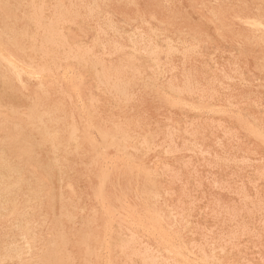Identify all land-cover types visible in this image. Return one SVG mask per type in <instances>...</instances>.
<instances>
[{
    "label": "rangeland",
    "instance_id": "rangeland-1",
    "mask_svg": "<svg viewBox=\"0 0 264 264\" xmlns=\"http://www.w3.org/2000/svg\"><path fill=\"white\" fill-rule=\"evenodd\" d=\"M99 1L98 0H96V1L95 0H83V1L79 0V2H80L79 3L78 0H74V2H73V0H69V3H68V0H54V1L53 0H26V1L25 0H12V1L11 0H0V16L2 17V19L0 18V29H1V31H0V51H1L0 52V97H1L0 98V107H1L0 108V115H1L0 116V155H1L0 156V160H1V162H0V173H1L0 174V182H1L0 183V191H1L0 195H2V196H0V208H1L0 209V216H1L0 217V227H1L0 228V240L2 241V243L0 241V253H1L0 254V264H2V263L3 264H19V263H21V264H29V263L30 264L31 263H33V264H49V263L50 264H53V263L58 264L59 262H60L59 264H65V263L66 264H68V263L69 264H76V263L77 264H86V263L87 264H93L94 262H95L94 264H97V263L98 264H105L106 262H107V264H114V263L115 264H119V263L120 264H128V263H130V264H133V263L134 264H157V262H158V264H161L162 262H163L162 264H167V263L168 264H177V263L178 264H180V263L181 264H188V263H190V264H195V263L196 264H234V263L235 264H245V263L246 264H260L261 262H262L261 264H264V258H263L264 257V219H262V218H264V148H263L264 147L263 146L264 145V127H263L264 126V98H263L264 97V88H262L264 86V61H263L264 60V30H261L259 32H253L252 30H248L241 25V21L249 19L251 17H255V16H259L264 23V0H144V1L143 0H131V1L130 0H127V1L126 0H105L106 2L104 0H102V1L99 0ZM31 2H34V3L32 4ZM37 2H38V4L36 5ZM53 2H54V5H53ZM85 2H87V3H85ZM93 2H95L96 4ZM118 2H119V4H118ZM22 3H24V4H22ZM76 3L78 5H76ZM102 3H103V5H102ZM25 4H27V5H25ZM67 4L68 5L70 4L71 6L69 5V7H68ZM132 4H134V5H132ZM8 5H9V8H7ZM20 5L22 6V9H21ZM48 5H49V7H48ZM97 5H98V7H97ZM15 6H16V8H15ZM52 6H54V8ZM34 7H35V9H34ZM42 7H44V8H42ZM45 7H47V8H45ZM57 7L59 8L58 10H57ZM72 7H74V9ZM27 8H28V10H27ZM49 8H51V9H49ZM98 8H100V9H98ZM6 9L7 10L9 9V10L7 11ZM31 9H33L32 12H31ZM186 9H188V10H186ZM43 10L45 13L43 12ZM59 10L62 11L63 13L65 12V13L64 14L62 12L60 13ZM83 10L86 13L82 12ZM103 10H104V13H103L104 15L101 14L103 12ZM54 11L56 14L54 13ZM77 11H78V13H77ZM87 11H88V13H87ZM100 11H101V13H100ZM135 11H137V12L135 13ZM33 12L35 14H33ZM36 12H37V14H36ZM48 13H49V15H48ZM70 13L72 15H70ZM38 14H39V20H37ZM54 14H55V16H54ZM96 14H99L100 16L96 15ZM64 15H65V17H64ZM66 15L67 16L69 15L70 17L68 16L69 17L68 18ZM87 15H88V17H87ZM89 15H91V19H90ZM4 16H5V18H4ZM78 16H79V18H78ZM93 16H95V17H93ZM42 17H44V18H42ZM136 17H138V18H136ZM49 18H50V21H48ZM59 18H61V19H59ZM3 19H4V21L6 20L5 23L3 21H1ZM7 19H8V21H7ZM46 19L48 22L45 21ZM14 20H15V22H14ZM18 20H19V22H18ZM22 20H24V21H22ZM85 20H86V22H85ZM59 21H60V23H59ZM71 21H72V24H71ZM82 21H84V22H82ZM1 22H3V23H1ZM74 22L76 23V25ZM94 22L97 25L94 24ZM34 23L37 26L39 24V26L37 27ZM49 23H50V25H48ZM80 23H81V25H78ZM86 23L88 25H86ZM158 23H160V24H158ZM5 24L6 25L9 24V25L6 26ZM108 24L110 25L109 27H108ZM100 25H102V26H100ZM26 26H28V27H26ZM29 26H31L32 31L34 29L33 32L30 30L31 28ZM92 26H94V27H92ZM137 26H139V27H137ZM3 27H5V28H3ZM6 27L9 29H6ZM24 27H25V29H24ZM46 27L48 28V30ZM54 27L56 28V32L58 31L57 33H55ZM79 27H80V29H79ZM116 27L118 30L116 29ZM154 27L156 30L154 29ZM87 28H89L90 30L88 29L89 30L88 31ZM77 29L80 30L81 32L78 31ZM99 29H101V30L99 31ZM18 30L19 31L21 30L22 32L21 31L20 32L22 34L19 33ZM76 30H77V32H76ZM86 30L88 32H86ZM59 31H60V33H59ZM64 31H65V33H64ZM83 31L85 32V34H83ZM112 31H114V32H112ZM15 32H17V33H15ZM66 32L68 35L66 34ZM78 32H79V35H78ZM162 32H164V34H162ZM101 33H103L104 38L101 35ZM112 33H113V36H112ZM114 33H116V35ZM153 33L155 34L154 37H153ZM23 34L25 36L26 35L27 36L25 37ZM81 34H82V36H80ZM138 34H140V35H138ZM53 35H57V36H53ZM105 35L107 36V38ZM133 35H135V36H133ZM157 35H159V36H157ZM32 36H34V37H32ZM48 36H50V37L47 38ZM75 36H76V38H75ZM78 36H80V37H78ZM89 36H90V38H89ZM139 36L142 38H140ZM148 36L150 39L148 38ZM37 37H38V39H37ZM39 37H42V38H39ZM112 37H113V39H112ZM58 38H60L61 41ZM72 38H75L76 40L72 39ZM125 38H126V40H125ZM153 38L155 40H153ZM5 39H6V41H5ZM14 39H15V42H14ZM143 39H144V41H143ZM2 40L6 42L7 46L5 45V42H3ZM23 40H24V42L22 43ZM62 40H63V42L65 41L64 44L62 43ZM104 40H106V41L109 40V41L106 42ZM147 40L148 41L150 40L152 42L149 43ZM40 41H42V42H40ZM46 41H47V43H46ZM100 41H101V43H100ZM146 41L148 43H146ZM161 41H162V43L165 41L164 42L165 44L163 43V45H160V44H162V43H160ZM182 41L184 44L182 43ZM53 42L55 44H57V46L54 45ZM59 42H60V44H59ZM76 42H77V44H76ZM70 43L72 45H70ZM168 43H169L168 46H164V45H167ZM43 44H44V46H43ZM112 44H114V45H112ZM119 44H121L122 47L119 46ZM15 45H18V46H15ZM28 45L29 46L32 45V46L29 47ZM45 45H46V48H45ZM49 45H51V47ZM65 45L67 47H65ZM116 45H117V47H116ZM203 45H205V46H203ZM8 46H10V47H8ZM39 46H40V48H39ZM48 46L52 49H49ZM83 46H86V47H83ZM112 46H114L113 49H111ZM172 46H174V47H172ZM181 46H183V48ZM14 47L16 50L14 49ZM58 47H60V48H58ZM160 47L162 48V50ZM133 48H134V50H133ZM165 48H167V49H165ZM186 48H187V50L185 52ZM2 49H3V52H2ZM40 49L42 51H40ZM45 49H46V51H45ZM48 49H49V51H48ZM114 49H116L117 53ZM151 49H152V51H151ZM37 50L39 51V53L37 52ZM57 50H58V52H56ZM98 50H100V51H98ZM102 50H103V52H102ZM75 51H77L78 54ZM95 51L97 53H95ZM114 51H115V53H114ZM215 51H216V53H215ZM32 52H33V54H31ZM60 52H62V55ZM131 52H133V54ZM19 53L21 55H19ZM25 53L26 54L29 53L30 58H28L29 56L26 55ZM47 53H49L50 55ZM93 53H94V55H97V56L92 55ZM145 53H147V54H145ZM170 53L173 55L171 56ZM183 53H185V55ZM14 54H15V56H14ZM122 54H124L125 56ZM143 54H144V56H143ZM167 54H168V56H167ZM75 55H77V56L75 57ZM146 55H148L149 57L147 58ZM196 55H197V57H196ZM18 56L20 58H18ZM23 56H24V59H22ZM60 56H61V58H60ZM62 56H64V57H62ZM137 56H139V57H137ZM234 56H236V57H234ZM52 57H54L55 60L56 59L57 60L54 61V58H52ZM65 57H67V58L65 59ZM77 57H80V58H77ZM38 58H40V59H38ZM71 58H73V59H71ZM74 58H75V60H74ZM93 58H95V59H93ZM121 58H123V59H121ZM164 58L167 59V61ZM186 58H187V60H186ZM8 59L9 60L11 59V60L9 61ZM58 59H59V61H58ZM96 59H98V60H96ZM125 59H126V62H124ZM12 60H13V62L15 61L14 62L15 64L12 62ZM36 60L38 62H40L41 64L37 63ZM81 60H82V62H81ZM108 60H110V61H108ZM18 61H19V63H18ZM111 61L113 62V64L111 63ZM114 61L118 64H116ZM147 61H148V63H147ZM187 61H189V63ZM20 62H22L23 65ZM79 62H80V64H79ZM90 62L91 63L94 62V64H91ZM97 62L100 64H98ZM152 62H153V64H151ZM8 63H10L11 65L9 64L10 65L9 66ZM47 63H48V65H47ZM160 63H162V64H160ZM53 64H55V65H53ZM66 64H68V65L66 66ZM84 64H85V66H83ZM114 64H115V67H114ZM201 64H204V65H201ZM71 65L73 68L71 67ZM135 65H137L138 67ZM147 65L150 67H148ZM15 66L17 67L18 70H16ZM51 66L53 68H56V70L51 69ZM116 66H117V68H116ZM201 66H202V69H201ZM205 66H207V67H205ZM233 66H235L236 69ZM20 67H21V69H20ZM69 67H70V69L72 68L71 69L72 71L73 70L74 71L72 72L69 69ZM106 67H107V69H106ZM126 67H128V68H126ZM163 67H164V69H163ZM65 68H66L67 73L65 71ZM109 68H111V69H109ZM142 68H143V70H142ZM238 68H239V70H238ZM36 69H37V71H36ZM77 69H79V70H77ZM86 69H87V71H86ZM126 69H127V71H126ZM140 69L143 71V73ZM24 70H25V72H24ZM104 70H105V72H104ZM110 70H112V71L110 72ZM187 70L189 73L187 72ZM113 71H114V73H113ZM169 71H170V73H169ZM221 71L223 73H221ZM257 71L258 72L260 71V74ZM19 72H22V73H19ZM76 72H77V75H76ZM102 72H103V74H102ZM155 72H157V74ZM164 72H165V75H164ZM185 72H187V73H185ZM211 72L213 74H211ZM236 72H238L240 75ZM18 73L21 75L19 76ZM94 73H96V74H94ZM121 73H122V75H121ZM184 73L186 74V76ZM71 74L74 76H72ZM110 74L111 75L113 74V75L110 76ZM188 74H189V76H188ZM64 75H65V77H64ZM69 75L71 78L69 77ZM97 75H99V76H97ZM29 76H30V78H29ZM40 76H41V78H40ZM61 76H63V77H61ZM118 76H120V77H118ZM126 76H127V78H126ZM169 76L170 77L172 76L173 79L170 78ZM174 76H175V78H174ZM18 77L20 78V80ZM94 77L96 79H94ZM123 77H125L126 79L125 78L123 79ZM131 77H133V78H131ZM115 78L118 80H116ZM71 79H72V81H71ZM119 79L120 80L123 79L122 83ZM171 79H172L171 82H173V83L170 82ZM74 80H75V82H74ZM96 80H97L98 84L96 83ZM103 80L104 81L106 80L105 83ZM110 80H111V82H110ZM125 80H127V81H125ZM2 81H4V82H2ZM5 81H7V83ZM50 81H53V84ZM57 81H59L61 83V85ZM148 81H150V83ZM213 81H214V84H213ZM225 81H227V82H225ZM228 81H230V82H228ZM13 82H14V84H13ZM41 82H43V83H41ZM69 82H70V84H69ZM73 82L76 84H74ZM165 82H167L168 84L170 83L169 86H167L168 84ZM2 83L4 84V86ZM207 83L210 86L207 85ZM7 84L10 86H8ZM190 84L193 86H190ZM212 84L214 86H212ZM21 85H23V86L21 87ZM56 85H57V87H56ZM99 85H101V86H99ZM146 85H148V86H146ZM149 85H150L151 89L149 88ZM36 86L39 89H37ZM46 86L48 87V89L49 88H51V89L48 90ZM82 86H83V89H81ZM87 86H89V87H87ZM105 86H106V88H105ZM118 86L121 88L122 91L119 90L120 88ZM143 86H144V89H146V90L143 89ZM72 87H74V88H72ZM132 87H133V89H132ZM171 87H173V88H171ZM215 87H216V89H215ZM41 89H42V91H41ZM147 89H149V90H147ZM228 89H229V91H228ZM35 90L36 91L38 90L40 93L38 91L36 93ZM104 90H105V92H104ZM174 90L175 91L177 90V92H175ZM212 90L214 91L213 93H212ZM182 91H183V93H182ZM209 91H210V93H209ZM113 92L114 93L116 92V94H114ZM74 93H76V94H74ZM173 93H175V94H173ZM214 93H216V94H214ZM37 94H38V96H37ZM44 94H45V96H44ZM144 94H146V95H144ZM74 95L76 98L77 97L78 98L77 99L74 98ZM113 96L116 97L115 99L118 98L119 103L117 100L114 99ZM145 96H147V97H145ZM201 96H203V97H201ZM72 97H73V100H71ZM110 97H113V99ZM123 97H125V98H123ZM171 97H173V98H171ZM200 97H201V99H200ZM35 98H37V99H35ZM156 98H158V99H156ZM231 98L234 100H232ZM241 98L243 99V101ZM44 99H46L47 101ZM100 99H103V100H100ZM155 99H156V101H155ZM163 99L166 101H164ZM121 100H123V101H121ZM187 100H188V102H187ZM230 101H232V102L230 103ZM190 102H192V103H190ZM202 102L204 103V104H202L203 106L201 105ZM164 103H166V104L164 105ZM180 103L183 105H180ZM229 103H230L231 108H230V106H228ZM253 103H255V104H253ZM9 104H11V105H9ZM56 104H60V105H56ZM123 104H124V106H123ZM237 104H238V106H237ZM259 104H260V106H259ZM32 105H34V106H32ZM52 105H54L55 107H53ZM5 106H6V108H4ZM11 106L13 108L15 107L16 109L15 108L13 109ZM27 106H29L28 109H27ZM111 106H112V108H111ZM120 106L121 107L123 106V107L121 108ZM169 106H171V107L169 108ZM31 107H33V109H31ZM114 107H115V109H114ZM172 107L176 108V109H173ZM52 108H54V109H52ZM179 108H180V110H179ZM160 109H162V110H160ZM170 109H173V110H170ZM55 110L57 113L55 112ZM72 110H74V111H72ZM121 110H122V112H121ZM128 110H130V111H128ZM182 110H184V111H182ZM117 111H119V113H121V114H119ZM238 111H239V113H238ZM35 112H37V113H35ZM47 112H49V113H47ZM50 113L52 114V116ZM122 113L124 114V116ZM185 113H186V115H185ZM30 114H32V115H30ZM115 114H117V115H115ZM261 115H263V117ZM13 116L14 117L16 116V117L14 118ZM247 116H249V117H247ZM47 117H48V121H47ZM111 117H112V119H111ZM128 118H131L133 121L128 119ZM35 119H37V120H35ZM242 119H243V121H242ZM86 120H87V122H86ZM190 120L192 122H189ZM33 121H35V124H33L34 123ZM138 121L140 123H137ZM237 121H238V123H237ZM2 122H4V123L1 124ZM26 122H27V124H26ZM106 122H107V124H106ZM211 122H212V124H211ZM243 122H244L245 127L244 126L242 127ZM24 124H26V126H24ZM74 124H75L76 128H75ZM102 124H103V126H102ZM2 125H3V127H2ZM77 125H79V126H77ZM190 125H191V127H190ZM247 125H249L251 127L250 128L251 132L249 131L250 129L247 130V128H249V126H247ZM138 126H140V128ZM171 126H172V128H171ZM13 127H15V128H13ZM42 127H43V129H42ZM77 127L78 128L81 127L80 128L81 130H79ZM252 127H254V128L252 129ZM1 128H2V130H1ZM172 129H173V131H171ZM186 129H187V131H186ZM124 131H125V133H124ZM152 131H153V133L155 131V133L153 134ZM196 131H197V133H196ZM256 131H257V133H256ZM21 132L24 134V136H21V135H23ZM253 132H255V133H253ZM1 133H3L4 135ZM20 133H21V135H20ZM36 133H37V135H36ZM39 133H42V134H39ZM131 133H133L131 135L132 137L130 136ZM171 133L174 135H172ZM178 133H179V135H178ZM195 133L198 136L195 135ZM142 134L144 135V137H142L143 136ZM160 134H162V135H160ZM164 134H165V136H164ZM175 134H177V135H175ZM199 134L201 137L199 136ZM229 134H231L232 136ZM255 134H257V135H255ZM12 135H14V136H12ZM156 135H158V136L156 137ZM209 135H211V136H209ZM252 135H253V137H252ZM258 135H259V137H258ZM38 136H40V137H38ZM194 136H195V138H194ZM4 137H5V139H4ZM13 137H15V138L13 139ZM44 137L45 138L47 137V138L45 139ZM21 138L23 139V141L22 140L18 141ZM31 138L32 139L34 138L33 143H32ZM42 138H44V139H42ZM152 138H154V139H152ZM10 139H13V140H10ZM27 139H29V140H27ZM41 139L44 140L45 142L44 141L41 142ZM146 139H148V140H146ZM163 139H165V140H163ZM186 139H188V140H186ZM152 141H154V142H152ZM194 141H196V142L194 143ZM19 142H21V143H19ZM84 142H87V143H84ZM40 143H41V145H40ZM188 143H190V144H188ZM191 143H193V144H191ZM194 144H196V145L194 146ZM17 145H18V148H17ZM36 145H37V147H35ZM164 145H165V147H164ZM187 145H188V147H187ZM191 145H193L194 147ZM250 145H251V147H250ZM26 146H28V147H26ZM143 146H145V147H143ZM199 146H200V148H199ZM43 147H44V149H43ZM50 147H52V148H50ZM218 147H220V148H218ZM23 148H24V152H23ZM37 148L39 150L41 149L42 151L41 150L39 151ZM232 149H233V151H232ZM3 150H6V151H3ZM9 150H10V152H9ZM84 150L87 152H85ZM89 151H90V153H88ZM27 152L29 155L32 154L33 156L27 155ZM168 152H170V153H168ZM237 152H239V153H237ZM55 153H56V155H55ZM16 154L18 155V157ZM169 154H170V156H169ZM80 155H83V156H80ZM39 156H40V158H39ZM93 156H94V158H93ZM228 156H230V157H228ZM249 156H250V158H249ZM4 157H6V158H4ZM8 157H9V159H8ZM19 157H20V159L21 158L22 159L18 160ZM30 157H31V159H30ZM216 157H217V159H216ZM225 157H226V159H225ZM37 158L39 160H37ZM48 159H50L51 161ZM116 159H118V160H116ZM119 159L121 162L119 161ZM222 159H224L225 161ZM5 160H7V161H5ZM33 160H35V161H33ZM155 160H156V162H155ZM175 160H177V161H175ZM221 160L224 163H222ZM150 161H151V163H150ZM158 161H161V163ZM26 162H29L30 165H29V163L27 164ZM162 162H163V164H162ZM175 162H176V164H175ZM246 162H247V164H246ZM255 162H256V164H255ZM17 163H19V164H17ZM234 163H236V164H234ZM5 164H7L8 166ZM164 164H165V166H164ZM48 165L50 166V168ZM51 165L53 167H51ZM245 165L248 167H245ZM12 166H15V168H13ZM30 166L32 168H30ZM153 166H155V167H153ZM241 166H244V167H241ZM19 167H21V168H19ZM170 167H171V169H170ZM37 168H38V170H37ZM41 168H44V169H41ZM57 168H58V170H56ZM162 168L163 169L165 168V169L163 170ZM12 169L13 170L15 169L16 171H13ZM45 169H46V171H45ZM247 169H249V170H247ZM54 170H56V171H54ZM120 171L122 173H119ZM97 172H99V173L96 174ZM113 172H114V174H113ZM117 172H118V174H117ZM144 172L146 175L144 174ZM83 173H84V175H83ZM4 174H6V175H4ZM40 174L43 176H41ZM56 174H58L59 176ZM94 174H96V175L93 176ZM14 175H16V176H14ZM116 175H117V177H116ZM134 175H135V178L133 177ZM19 176H20V178H17ZM130 176H131V178H130ZM142 176H143V178H142ZM147 176L149 179L146 178ZM43 177H44V179H43ZM81 177H83V178H81ZM85 177L87 179H85ZM113 177H115V178H113ZM5 178H7L9 181ZM57 178H59V179H57ZM165 178L167 181L165 180ZM24 179L27 180V182L24 181ZM34 179H36V180H34ZM108 179H109V181H108ZM161 179H163V180H161ZM89 181H90V183H89ZM132 181H133V183L135 182L136 185L135 184L133 185ZM168 181H169V183H168ZM40 182H42L43 185H41ZM3 183H4V185H3ZM21 183H23V185H21ZM128 183H129V185H128L129 188L127 186ZM239 183H241V184H239ZM7 184H9V185H7ZM115 184H117V185H115ZM158 184L162 187V189ZM40 185H41V187H40ZM113 185H114V187H113ZM139 185H142L141 187L143 189L140 188ZM45 186H47V187L45 188ZM154 187H158L159 189L158 188L153 189ZM47 188L48 189L50 188V189L48 190ZM90 189L93 191H91ZM129 189H132V190H129ZM133 189H134V191H133ZM45 190H46V192H45ZM48 192H50L51 195H50V193L48 194ZM16 193L18 195L15 196L14 194H16ZM54 194H55V196H54ZM131 194H132V196H131ZM141 194H143V195H141ZM37 195H38V198H37ZM79 195H81V196H79ZM43 196H44V198H43ZM134 196H135V198H133ZM27 197H29V198H27ZM48 197H49V199H47ZM68 197H70V198H68ZM144 197L147 200H149L150 202L147 201L146 199H144ZM55 198H57V199H55ZM58 198H59V200H58ZM138 198H140V199H138ZM14 199H16V200H14ZM41 199H42V201H41ZM72 199H74V200H72ZM2 200H4L5 202ZM60 200H62V201H60ZM92 200H94V201L92 202ZM65 201L69 205L67 203H65ZM69 201H72V203ZM146 201H147V203H146ZM22 202L24 205L22 204ZM7 203H8V205H7ZM51 203H53V204H51ZM60 203H61V205H60ZM73 203H74V206H73ZM82 203H84V204H82ZM95 203L98 206H96ZM102 203H103V205H102ZM169 203H171V204L173 203V204L171 205ZM191 203H192V205H190ZM48 204H49L50 208L47 207ZM184 204H186V205H184ZM117 205H119L118 208H120V210L122 212L117 208ZM132 205L135 207H133ZM136 205H139V206H136ZM58 206L59 207L64 206V207L59 208ZM102 206H104V207L102 208ZM140 206H143V207H140ZM144 206L146 209L144 208ZM152 206H153V208H152ZM81 207H83V210ZM99 207H100V209H98ZM105 207H107V208H105ZM143 208H144V210L142 211ZM198 208H200L201 210ZM3 209H4V211H3ZM5 209H6V211H5ZM71 209H73V210L71 211ZM80 209H81V211H80ZM153 209H154V211H152ZM11 210H13V211H11ZM138 210H140V211L138 212ZM9 211H11V212H9ZM63 211H64V213H63ZM110 211H112V212H110ZM69 212H71V213H69ZM104 212H105V214H104ZM145 212L147 213V215ZM43 213H45L46 215ZM148 213H151V215ZM111 214H112V217H111ZM197 214H198V216H197ZM41 215H44L45 217L41 216ZM84 215L87 217H85ZM181 215L182 216L184 215V216L182 217ZM258 215H260V216H258ZM68 216H69V219H68ZM98 216H100V217H98ZM155 216H157V217H155ZM123 217H124V219H123ZM148 217H149V219H148ZM165 217L166 218L168 217V218L166 219ZM97 218H100V219H97ZM183 218H185V219H183ZM51 219H52V221H51ZM58 219H60V221ZM144 220L146 222H144ZM152 220L154 222V225L152 223ZM50 221H51V223L52 222L53 223L51 224ZM115 221H116V223L117 222L119 223V221H120L121 224L119 223V225L118 224L116 225ZM258 221L259 222L262 221V222L259 223ZM94 222H95V224H94ZM138 222H139V224H138ZM147 222H149V223H147ZM88 223H89V225H88ZM103 223H105V224L102 226ZM155 223H157L159 225L156 224L157 225L156 226ZM245 223L248 225H246ZM135 224H137V225H135ZM146 224H148V226ZM36 225H39V226H36ZM150 225L155 226V227H152ZM215 225H216V227H215ZM104 226H105V228H103ZM199 226H201V227H199ZM10 227L13 230L10 229ZM92 227H94V228H92ZM111 227H112V229H111ZM85 228H86V230H85ZM234 228H235V230H234ZM91 229H92V231L90 234ZM160 229H161V231H160ZM151 230H152V232H151ZM163 230H167L168 232L165 233V231H164L162 233ZM176 230H177V232H176ZM33 231H34V233H33ZM82 231L85 233H83ZM214 231H216V233ZM12 232H14V233H12ZM127 232H128V235H127ZM137 232H139V233H137ZM144 232H146V233H144ZM170 232H171V234H170ZM1 233H3V234H1ZM76 233H78V234H76ZM129 233H131V234H129ZM132 233H133V235H132ZM213 233L215 236L213 235ZM160 234H162V235H160ZM242 234L244 236L240 237V235H242ZM6 235H7V237H6ZM13 235H15V236H13ZM96 235H99V236H96ZM140 235L144 239L142 237H140ZM218 235H219V237H218ZM221 235H222V237H221ZM2 236H3V238H2ZM10 236H13V237H10ZM21 236H23V238ZM123 236L125 238H123ZM161 236H162V238H161ZM233 236H235L236 238ZM17 237H19V238H17ZM47 237H48V239H47ZM201 237H204V238H201ZM215 237H217V238H215ZM254 237L256 239H254ZM28 238H30V239H28ZM95 238H96V240H95ZM102 238L104 241L101 240ZM115 238H116V240H115ZM120 238H122V239H120ZM234 238L237 239V241H235ZM10 239H11V242H10ZM16 239H18V240H16ZM56 239H58V240H56ZM59 239H61V242H59L60 241ZM138 239H140V240H138ZM12 240H13V242H12ZM24 240L26 242L28 241V243H26ZM227 240L229 241V243ZM19 241H20V243H19ZM44 241H45V243H44ZM50 241H52V242H50ZM144 241H145V243H143ZM169 241H171V242H169ZM208 241H210V242H208ZM14 242L17 245L14 244ZM92 242H94V243H92ZM185 242H186V244H185ZM223 242H225V243H223ZM10 243L14 244V247H13V245H9ZM18 243L22 246V248H20L21 246ZM146 243L148 245H146ZM179 243H181V244H179ZM4 244H6L7 246ZM26 244L28 245V247L26 246ZM76 244H78V245H76ZM96 244H98L100 246H98ZM188 244H189V246H187ZM203 244H205V245L203 246ZM207 244H208V246H207ZM41 245H43L42 248L40 247ZM108 245H109V247H108ZM127 245L130 247H128ZM134 245H136V246H134ZM172 245L173 246L175 245V247H173ZM222 245L223 246L225 245V246L223 247ZM230 245H232V246H230ZM96 246H98V247H96ZM176 246H177V249L180 250V252H179V250L176 249ZM2 247H3V249H2ZM9 247L13 251L10 250L11 251L10 252L9 250H7V249H9ZM189 247H190V249H192L191 251L189 250ZM39 248H41V249H39ZM46 248H47V250H46ZM97 248H99V249H97ZM156 248H158V251ZM128 249H130V251ZM183 249H185V250H183ZM210 249H211V251H210ZM82 250H83V253H82ZM141 250L143 252H141ZM16 251H18V252H16ZM40 251H41V253H40ZM182 251H183V253H182ZM15 252H16V254H15ZM29 252H31V253H29ZM42 252L46 253V254H43ZM52 252H54V253H52ZM63 252H65V253H63ZM78 252H79V254H78ZM80 252H81V254H80ZM101 252H102V254H101ZM197 252H198V254H197ZM82 254L84 256L86 254V256H85L86 258ZM111 254H113V255H111ZM136 254L139 256H137ZM158 254L159 255L161 254L160 255L161 257H159ZM11 255H12V258H11ZM15 255L16 256L19 255V256L15 257ZM20 255H23V256L21 257ZM25 255H26V257H25ZM31 255H32V257H33V255H35L36 257L34 256L32 258ZM41 255H43V256H41ZM53 255H54V257H53ZM87 255H89V256H87ZM129 255L131 257H129ZM183 255H185L186 257ZM29 256H30V258L28 259L27 257H29ZM109 256H111L110 259H109ZM1 257L3 260L1 259ZM43 257H44L45 262L47 260H49V261L44 263L43 259H41ZM45 257H47V258H45ZM135 257H136V259H135ZM187 257H189V258H187ZM240 257L241 258L243 257V258L241 259ZM61 258H62V260H61ZM63 258L65 260H63ZM88 258H90V259H88ZM186 258H187V260H186ZM12 259H13V261H12ZM80 259H83V260H80ZM87 259L90 261H87ZM189 259H191V260H189ZM198 259H199V261H198ZM222 259H224V260H222ZM28 260L31 262H27ZM96 260H97V262H96ZM37 261H38V263H37ZM99 261H100V263H99ZM81 262H85V263H81ZM213 262H215V263H213ZM238 262H240V263H238Z\"/></svg>",
    "mask_w": 264,
    "mask_h": 264
},
{
    "label": "bare ground",
    "instance_id": "bare-ground-1",
    "mask_svg": "<svg viewBox=\"0 0 264 264\" xmlns=\"http://www.w3.org/2000/svg\"><path fill=\"white\" fill-rule=\"evenodd\" d=\"M11 1H12V0H11ZM25 1H26V0H25ZM53 1H54V0H53ZM82 1H83V0H82ZM95 1H96V0H95ZM98 1H99V0H98ZM101 1H102V0H101ZM104 1H105V0H104ZM126 1H127V0H126ZM130 1H131V0H130ZM143 1H144V0H143ZM22 2H23V1H22ZM35 2H36V1H35ZM42 2H43V1H42ZM50 2H51V1H50ZM58 2H59V1H58ZM66 2H67V1H66ZM73 2H74V0H73ZM78 2H79V0H78ZM78 2H77V3H78ZM99 2H100V1H99ZM105 2H106V1H105ZM8 3H9V2H8ZM19 3H20V2H19ZM26 3H27V2H26ZM31 3L33 4L34 2H31ZM44 3H45V2H44ZM51 3H52V2H51ZM56 3H57V2H56ZM63 3H64V2H63ZM63 3H62V4H63ZM68 3H69V0H68ZM77 3H76V5H78ZM79 3H80V2H79ZM82 3H83V2H82ZM85 3H87V2H85ZM90 3H91V2H90ZM93 3H95V2H93ZM125 3H126V2H125ZM12 4H13V3H12ZM22 4H24V3H22ZM37 4H38V2L36 3V5H37ZM57 4H58V3H57ZM72 4H73V3H72ZM83 4H84V3H83ZM91 4H92V3H91ZM95 4H96V3H95ZM116 4H117V3H116ZM118 4H119V2H118ZM130 4H131V3H130ZM16 5H17V4H16ZM25 5H27V4H25ZM40 5H41V4H40ZM53 5H54V2H53ZM55 5H56V4H55ZM59 5H60V4H59ZM67 5H68V4H67ZM69 5H70V4H69ZM69 5H68V7H69ZM73 5H74V4H73ZM79 5H80V4H79ZM102 5H103V3H102ZM132 5H134V4H132ZM176 5H177V4H176ZM17 6H18V5H17ZM20 6H21V5H20ZM38 6H39V5H38ZM56 6H57V5H56ZM62 6H63V5H62ZM64 6H65V5H64ZM70 6H71V5H70ZM81 6H82V5H81ZM129 6H130V5H129ZM166 6H167V5H166ZM201 6H202V5H201ZM48 7H49V5H48ZM52 7L54 8V6H52ZM83 7H84V6H83ZM87 7H88V6H87ZM97 7H98V5H97ZM7 8H9V5H8ZM15 8H16V6H15ZM23 8H24V7H23ZM42 8H44V7H42ZM45 8H47V7H45ZM64 8H65V7H64ZM70 8H71V7H70ZM72 8L74 9V7H72ZM75 8H76V7H75ZM91 8H92V7H91ZM94 8H95V7H94ZM179 8H180V7H179ZM21 9H22V6H21ZM25 9H26V8H25ZM29 9H30V8H29ZM34 9H35V7H34ZM49 9H51V8H49ZM58 9H59V8L57 7V10H58ZM76 9H77V8H76ZM78 9H79V8H78ZM89 9H90V8H89ZM92 9H93V8H92ZM98 9H100V8H98ZM103 9H104V8H103ZM6 10H7V9H6ZM8 10H9V9H8ZM8 10H7V11H8ZM10 10H11V9H10ZM27 10H28V8H27ZM45 10H46V9H45ZM52 10H53V9H52ZM64 10H65V9H64ZM66 10H67V9H66ZM84 10H85V9H84ZM84 10H83L82 12H85ZM106 10H107V9H106ZM186 10H188V9H186ZM23 11H24V10H23ZM32 11H33V9H31V12H32ZM59 11H60V10H59ZM69 11H70V10H69ZM71 11H72V10H71ZM94 11H95V10H94ZM17 12H18V11H17ZM43 12H44V10H43ZM47 12H48V11H47ZM61 12H62V11H60V13H61ZM72 12H73V11H72ZM74 12H75V11H74ZM92 12H93V11H92ZM98 12H99V11H98ZM98 12H97V13H98ZM136 12H137V11H135V13H136ZM10 13H11V12H10ZM18 13H19V12H18ZM44 13H45V12H44ZM54 13H55V11H54ZM62 13H63V12H62ZM64 13H65V12H64ZM64 13H63V14H64ZM75 13H76V12H75ZM77 13H78V11H77ZM85 13H86V12H85ZM87 13H88V11H87ZM100 13H101V11H100ZM103 13H104V10H103V12H102L101 14H103ZM33 14H35V13L33 12ZM36 14H37V12H36ZM55 14H56V13H55ZM55 14H54V16H55ZM66 14H67V13H66ZM25 15H26V14H25ZM48 15H49V13H48ZM50 15H51V14H50ZM70 15H72V14L70 13ZM84 15H85V14H84ZM96 15H99V14H96ZM103 15H104V14H103ZM137 15H138V14H137ZM36 16H37V15H36ZM58 16H59V15H58ZM66 16H67V15H66ZM68 16H69V15H68ZM68 16H67V17H68ZM74 16H75V15H74ZM89 16H90V19H91V15H89ZM99 16H100V15H99ZM109 16H110V15H109ZM34 17H35V16H34ZM50 17H51V16H50ZM61 17H62V16H61ZM64 17H65V15H64ZM69 17H70V16H69ZM69 17H68V18H69ZM76 17H77V16H76ZM87 17H88V15H87ZM87 17H86V18H87ZM93 17H95V16H93ZM102 17H103V16H102ZM106 17H107V16H106ZM106 17H105V18H106ZM190 17H191V16H190ZM0 18L2 19L1 16H0ZM4 18H5V16H4ZM35 18H36V17H35ZM42 18H44V17H42ZM47 18H48V17H47ZM54 18H55V17H54ZM68 18H67V19H68ZM78 18H79V16H78ZM84 18H85V17H84ZM96 18H97V17H96ZM136 18H138V17H136ZM29 19H30V18H29ZM51 19H52V18H51ZM59 19H61V18H59ZM65 19H66V18H65ZM75 19H76V18H75ZM80 19H81V18H80ZM98 19H99V18H98ZM98 19H97V20H98ZM102 19H103V18H102ZM108 19H109V18H108ZM143 19H144V18H143ZM212 19H213V18H212ZM11 20H12V19H11ZM19 20H20V19H19ZM19 20H18V22H19ZM37 20H39V14H38V18H37ZM93 20H94V19H93ZM97 20H96V21H97ZM99 20H100V19H99ZM110 20H111V19H110ZM112 20H113V19H112ZM145 20H146V19H145ZM1 21H3V22L5 23L6 20L4 21V19H3V20H1ZM7 21H8V19H7ZM22 21H24V20H22ZM45 21H47V19H46ZM48 21H50V18H49ZM48 21H47V22H48ZM55 21H56V20H55ZM60 21H61V20H60ZM60 21H59V23H60ZM64 21H65V20H64ZM68 21H69V20H68ZM73 21H74V20H73ZM75 21H76V20H75ZM103 21H104V20H103ZM122 21H123V20H122ZM143 21H144V20H143ZM3 22H1V23H3ZM14 22H15V20H14ZM20 22H21V21H20ZM28 22H29V21H28ZM36 22H37V21H36ZM52 22H53V21H52ZM69 22H70V21H69ZM80 22H81V21H80ZM82 22H84V21H82ZM85 22H86V20H85ZM87 22H88V21H87ZM110 22H111V21H110ZM131 22H132V21H131ZM194 22H195V21H194ZM197 22H198V21H197ZM12 23H13V22H12ZM30 23H31V22H30ZM41 23H42V22H41ZM74 23H75V22H74ZM112 23H113V22H112ZM128 23H129V22H128ZM187 23H188V22H187ZM9 24H10V23H9ZM9 24H7V25H9ZM26 24H27V23H26ZM34 24H35V23H34ZM42 24H43V23H42ZM46 24H47V23H46ZM46 24H45V25H46ZM54 24H55V23H54ZM54 24H53V25H54ZM71 24H72V21H71ZM94 24H96V23L94 22ZM113 24H114V23H113ZM121 24H122V23H121ZM125 24H126V23H125ZM133 24H134V23H133ZM158 24H160V23H158ZM5 25H6V24H5ZM7 25H6V26H7ZM15 25H16V24H15ZM35 25H36V24H35ZM35 25H34V26H35ZM48 25H50V23H49ZM53 25H52V26H53ZM66 25H67V24H66ZM75 25H76V23H75ZM78 25H81V23L78 24ZM86 25H88V24L86 23ZM86 25H85V26H86ZM96 25H97V24H96ZM127 25H128V24H127ZM127 25H126V26H127ZM140 25H141V24H140ZM147 25H148V24H147ZM162 25H163V24H162ZM241 25H242L244 28L248 29V30H252L253 32H259V31H261V30H264V23H263L262 19H261L259 16H255V17H251V18H249V19L243 20V21H241ZM36 26H37V25H36ZM38 26H39V24H38ZM38 26H37V27H38ZM54 26H55V25H54ZM63 26H64V25H63ZM100 26H102V25H100ZM103 26H104V25H103ZM109 26H110V25L108 24V27H109ZM120 26H121V25H120ZM128 26H129V25H128ZM26 27H28V26H26ZM29 27L31 28V26H29ZM37 27H36V28H37ZM70 27H71V26H70ZM73 27H74V26H73ZM81 27H82V26H81ZM83 27H84V26H83ZM92 27H94V26H92ZM98 27H99V26H98ZM112 27H113V26H112ZM137 27H139V26H137ZM3 28H5V27H3ZM22 28H23V27H22ZM33 28H34V27H33ZM46 28H47V27H46ZM76 28H77V27H76ZM89 28H90V27H89ZM89 28H87V30H88ZM106 28H107V27H106ZM118 28H119V27H118ZM149 28H150V27H149ZM149 28H148V29H149ZM167 28H168V27H167ZM6 29H9V28L6 27ZM24 29H25V27H24ZM54 29H55V33H57L58 31L56 32V28H55V27H54ZM71 29H72V28H71ZM79 29H80V27H79ZM116 29H117V27H116ZM124 29H125V28H124ZM154 29H155V27H154ZM21 30H22V29H21ZM21 30H20V31H21ZM30 30L32 31V28H31ZM47 30H48V28H47ZM57 30H58V29H57ZM62 30H63V29H62ZM77 30H78V29H77ZM77 30H76V32H77ZM87 30H86V32H88L90 29H89L88 31H87ZM100 30H101V29H99V31H100ZM112 30H113V29H112ZM114 30H115V29H114ZM117 30H118V29H117ZM119 30H120V29H119ZM134 30H135V29H134ZM152 30H153V29H152ZM155 30H156V29H155ZM155 30H154V31H155ZM163 30H164V29H163ZM0 31H1V29H0ZM18 31H19V30H18ZM20 31H19V33L22 32V31H21V32H20ZM33 31H34V29H33ZM33 31H32V32H33ZM43 31H44V30H43ZM78 31H80V30H78ZM91 31H92V30H91ZM99 31H98V32H99ZM106 31H107V30H106ZM109 31H110V30H109ZM137 31H138V30H137ZM149 31H150V30H149ZM3 32H4V31H3ZM5 32H6V31H5ZM28 32H29V31H28ZM44 32H45V31H44ZM48 32H49V31H48ZM51 32H52V31H51ZM80 32H81V31H80ZM93 32H94V31H93ZM104 32H105V31H104ZM112 32H114V31H112ZM147 32H148V31H147ZM156 32H157V31H156ZM160 32H161V31H160ZM176 32H177V31H176ZM15 33H17V32H15ZM23 33H24V32H23ZM29 33H30V32H29ZM59 33H60V31H59ZM64 33H65V31H64ZM94 33H95V32H94ZM108 33H109V32H108ZM108 33H107V34H108ZM118 33H119V32H118ZM123 33H124V32H123ZM131 33H132V32H131ZM142 33H143V32H142ZM142 33H141V34H142ZM148 33H149V32H148ZM154 33H155V32H154ZM154 33H153V37H154V35H155ZM158 33H159V32H158ZM21 34H22V33H21ZM37 34H38V33H37ZM41 34H42V33H41ZM66 34H67V32H66ZM83 34H85L84 31H83ZM87 34H88V33H87ZM89 34H90V33H89ZM92 34H93V33H92ZM98 34H99V33H98ZM114 34L116 35V33H114ZM135 34H136V33H135ZM162 34H164V32H162ZM178 34H179V33H178ZM23 35H24V34H23ZM30 35H31V34H30ZM39 35H40V34H39ZM43 35H44V34H43ZM46 35H47V34H46ZM59 35H60V34H59ZM67 35H68V34H67ZM78 35H79V32H78ZM101 35L103 36V33H101ZM117 35H118V34H117ZM138 35H140V34H138ZM13 36H14V35H13ZM24 36H25V35H24ZM26 36H27V35H26ZM26 36H25V37H26ZM28 36H29V35H28ZM53 36H57V35H53ZM62 36H63V35H62ZM70 36H71V35H70ZM80 36H82V34H81ZM80 36H78V37H80ZM99 36H100V35H99ZM105 36H106V35H105ZM112 36H113V33H112ZM133 36H135V35H133ZM157 36H159V35H157ZM6 37H7V36H6ZM14 37H15V36H14ZM14 37H13V38H14ZM18 37H19V36H18ZM32 37H34V36H32ZM49 37H50V36H48L47 38H49ZM94 37H95V36H94ZM110 37H111V36H110ZM119 37H120V36H119ZM119 37H118V38H119ZM122 37H123V36H122ZM122 37H121V38H122ZM130 37H131V36H130ZM139 37H140V36H139ZM155 37H156V36H155ZM13 38H12V39H13ZM28 38H29V37H28ZM28 38H27V39H28ZM35 38H36V37H35ZM39 38H42V37H39ZM75 38H76V36H75ZM75 38H72V39H75ZM82 38H83V37H82ZM89 38H90V36H89ZM103 38H104V36H103ZM106 38H107V36H106ZM133 38H134V37H133ZM140 38H142V37H140ZM148 38H149V36H148ZM151 38H152V37H151ZM164 38H165V37H164ZM18 39H19V38H18ZM37 39H38V37H37ZM58 39H60V38H58ZM72 39H71V40H72ZM108 39H109V38H108ZM112 39H113V37H112ZM112 39H111V40H112ZM144 39H145V38H144ZM144 39H143V41H144ZM149 39H150V38H149ZM156 39H157V38H156ZM159 39H160V38H159ZM166 39H167V38H166ZM169 39H170V38H169ZM178 39H179V38H178ZM8 40H9V39H8ZM40 40H41V39H40ZM63 40H64V39H63ZM63 40H62V43L64 44L65 41L63 42ZM71 40H70V41H71ZM75 40H76V39H75ZM78 40H79V39H78ZM106 40H107V39H106ZM106 40H104V41H106ZM120 40H121V39H120ZM125 40H126V38H125ZM151 40H152V39H151ZM153 40H155V39L153 38ZM153 40H152V41H153ZM163 40H164V39H163ZM183 40H184V39H183ZM2 41H3V40H2ZM5 41H6V39H5ZM5 41H3V42H5ZM50 41H51V40H50ZM60 41H61V39H60ZM108 41H109V40H108ZM108 41H106V42H108ZM128 41H129V40H128ZM133 41H134V40H133ZM143 41H142V42H143ZM147 41H148V40H147ZM147 41H146V43H148V42H149V43L152 42V41H150V40H149L148 42H147ZM10 42H11V41H10ZM14 42H15V39H14ZM23 42H24V40L22 41V43H23ZM40 42H42V41H40ZM48 42H49V41H48ZM67 42H68V41H67ZM90 42H91V41H90ZM98 42H99V41H98ZM164 42H165V41H164ZM164 42H163V43H164ZM170 42H171V41H170ZM26 43H27V42H26ZM46 43H47V41H46ZM53 43H54V42H53ZM87 43H88V42H87ZM91 43H92V42H91ZM100 43H101V41H100ZM102 43H103V42H102ZM113 43H114V42H113ZM115 43H116V42H115ZM117 43H118V42H117ZM132 43H133V42H132ZM134 43H135V42H134ZM139 43H140V42H139ZM139 43H138V44H139ZM158 43H159V42H158ZM160 43H162V41H161ZM160 43H159V44H160ZM163 43L160 44V45H163ZM171 43H172V42H171ZM179 43H180V42H179ZM182 43H183V41H182ZM9 44H10V43H9ZM13 44H14V43H13ZM20 44H21V43H20ZM28 44H29V43H28ZM50 44H51V43H50ZM59 44H60V42H59ZM65 44H66V43H65ZM76 44H77V42H76ZM88 44H89V43H88ZM94 44H95V43H94ZM98 44H99V43H98ZM105 44H106V43H105ZM108 44H109V43H108ZM129 44H130V43H129ZM164 44H165V43H164ZM183 44H184V43H183ZM5 45H6V42H5ZM38 45H39V44H38ZM40 45H41V44H40ZM54 45L57 46V44H55V43H54ZM70 45H72V44L70 43ZM96 45H97V44H96ZM112 45H114V44H112ZM127 45H128V44H127ZM136 45H137V44H136ZM147 45H148V44H147ZM168 45H169V43H168L167 45H164V46H168ZM174 45H175V44H174ZM186 45H187V44H186ZM186 45H185V46H186ZM188 45H189V44H188ZM6 46H7V45H6ZM10 46H11V45H10ZM10 46H8V47H10ZM15 46H18V45H15ZM25 46H26V45H25ZM28 46H29V45H28ZM30 46H32V45H30ZM30 46H29V47H30ZM43 46H44V44H43ZM49 46L51 47V45H49ZM49 46H48V48H49V49H52V48H50ZM56 46H55V47H56ZM60 46H61V45H60ZM77 46H78V45H77ZM99 46H100V45H99ZM119 46H121V44H119ZM128 46H129V45H128ZM137 46H138V45H137ZM144 46H145V45H144ZM153 46H154V45H153ZM203 46H205V45H203ZM41 47H42V46H41ZM55 47H54V48H55ZM63 47H64V46H63ZM65 47H67V46L65 45ZM68 47H69V46H68ZM83 47H86V46H83ZM83 47H82V48H83ZM96 47H97V46H96ZM106 47H107V46H106ZM113 47H114V46H112L111 49H113ZM116 47H117V45H116ZM121 47H122V46H121ZM131 47H132V46H131ZM142 47H143V46H142ZM172 47H174V46H172ZM181 47L183 48V46H181ZM190 47H191V46H190ZM39 48H40V46H39ZM45 48H46V45H45ZM58 48H60V47H58ZM101 48H102V47H101ZM107 48H108V47H107ZM123 48H124V47H123ZM143 48H144V47H143ZM146 48H147V47H146ZM150 48H151V47H150ZM160 48H161V47H160ZM163 48H164V47H163ZM187 48H188V47H187ZM187 48L185 49V52H186ZM191 48H192V47H191ZM14 49H15V47H14ZM17 49H18V48H17ZM26 49H27V48H26ZM41 49H42V48H41ZM41 49H40V51H42ZM49 49H48V51H49ZM64 49H65V48H64ZM74 49H75V48H74ZM99 49H100V48H99ZM102 49H103V48H102ZM109 49H110V48H109ZM116 49H117V48H116ZM116 49H114V50L116 51ZM120 49H121V48H120ZM165 49H167V48H165ZM165 49H164V50H165ZM178 49H179V48H178ZM195 49H196V48H195ZM6 50H7V49H6ZM15 50H16V49H15ZM59 50H60V49H59ZM66 50H67V49H66ZM92 50H93V49H92ZM92 50H91V51H92ZM107 50H108V49H107ZM117 50H118V49H117ZM126 50H127V49H126ZM131 50H132V49H131ZM133 50H134V48H133ZM142 50H143V49H142ZM144 50H145V49H144ZM158 50H159V49H158ZM161 50H162V48H161ZM168 50H169V49H168ZM171 50H172V49H171ZM189 50H190V49H189ZM240 50H241V49H240ZM45 51H46V49H45ZM45 51H44V52H45ZM52 51H53V50H52ZM77 51H78V50H77ZM77 51H75V52L77 53ZM82 51H83V50H82ZM82 51H81V52H82ZM96 51H97V50H96ZM96 51H95V53H97ZM98 51H100V50H98ZM111 51H112V50H111ZM115 51H114V53H115ZM119 51H120V50H119ZM121 51H122V50H121ZM151 51H152V49H151ZM159 51H160V50H159ZM169 51H170V50H169ZM176 51H177V50H176ZM0 52H1V51H0ZM2 52H3V49H2ZM16 52H17V51H16ZM37 52L39 53L38 50H37ZM56 52H58V50H57ZM89 52H90V51H89ZM89 52H88V53H89ZM102 52H103V50H102ZM107 52H108V51H107ZM112 52H113V51H112ZM124 52H125V51H124ZM126 52H127V51H126ZM129 52H130V51H129ZM144 52H145V51H144ZM167 52H168V51H167ZM177 52H178V51H177ZM187 52H188V51H187ZM189 52H190V51H189ZM196 52H197V51H196ZM217 52H218V51H217ZM245 52H246V51H245ZM17 53H18V52H17ZM29 53H30V52H29ZM29 53H28V54L25 53V54L29 56V55H30ZM41 53H42V52H41ZM60 53H61V55H62V52H60ZM69 53H70V52H69ZM108 53H109V52H108ZM116 53H117V51H116ZM118 53H119V52H118ZM131 53L133 54V52H131ZM156 53H157V52H156ZM159 53H160V52H159ZM161 53H162V52H161ZM180 53H181V52H180ZM215 53H216V51H215ZM23 54H24V53H23ZM31 54H33V52H32ZM47 54H49V53H47ZM55 54H56V53H55ZM65 54H66V53H65ZM77 54H78V53H77ZM106 54H107V53H106ZM138 54H139V53H138ZM145 54H147V53H145ZM165 54H166V53H165ZM170 54H171V53H170ZM170 54H169V55H170ZM183 54L185 55V53H183ZM19 55H21V54L19 53ZM49 55H50V54H49ZM52 55H53V54H52ZM59 55H60V54H59ZM67 55H68V54H67ZM86 55H87V54H86ZM88 55H89V54H88ZM90 55H91V54H90ZM92 55H94V53H93ZM122 55H124V54H122ZM161 55H162V54H161ZM172 55H173V54H171V56H172ZM175 55H176V54H175ZM188 55H189V54H188ZM188 55H187V56H188ZM190 55H191V54H190ZM199 55H200V54H199ZM213 55H214V54H213ZM14 56H15V54H14ZM33 56H34V55H33ZM33 56H32V57H33ZM64 56H65V55H64ZM64 56H62V57H64ZM76 56H77V55H75V57H76ZM94 56H97V55H94ZM110 56H111V55H110ZM113 56H114V55H113ZM124 56H125V55H124ZM143 56H144V54H143ZM146 56H147V58L149 57L148 55H146ZM159 56H160V55H159ZM167 56H168V54H167ZM177 56H178V55H177ZM220 56H221V55H220ZM229 56H230V55H229ZM2 57H3V56H2ZM25 57H26V56H25ZM35 57H36V56H35ZM43 57H44V56H43ZM54 57H55V56H54ZM54 57H52V58H54ZM57 57H58V56H57ZM68 57H69V56H68ZM81 57H82V56H81ZM89 57H90V56H89ZM120 57H121V56H120ZM137 57H139V56H137ZM182 57H183V56H182ZM196 57H197V55H196ZM234 57H236V56H234ZM6 58H7V57H6ZM18 58H20V57L18 56ZM28 58H30V56H29ZM41 58H42V57H41ZM49 58H50V57H49ZM60 58H61V56H60ZM66 58H67V57H65V59H66ZM77 58H80V57H77ZM95 58H96V57H95ZM95 58H93V59H95ZM113 58H114V57H113ZM123 58H124V57H123ZM123 58H121V59H123ZM165 58H166V57H165ZM165 58H164V59H165ZM189 58H190V57H189ZM15 59H16V58H15ZM22 59H24V56H23ZM38 59H40V58H38ZM45 59H46V58H45ZM71 59H73V58H71ZM85 59H86V58H85ZM108 59H109V58H108ZM119 59H120V58H119ZM141 59H142V58H141ZM164 59H163V60H164ZM176 59H177V58H176ZM183 59H184V58H183ZM209 59H210V58H209ZM2 60H3V59H2ZM6 60H7V59H6ZM6 60H5V61H6ZM8 60H9V59H8ZM10 60H11V59H10ZM10 60H9V61H10ZM33 60H34V59H33ZM56 60H57V59H56ZM56 60H55V58H54V61H56ZM62 60H63V59H62ZM74 60H75V58H74ZM96 60H98V59H96ZM101 60H102V59H101ZM104 60H105V59H104ZM111 60H112V59H111ZM117 60H118V59H117ZM147 60H148V59H147ZM157 60H158V59H157ZM157 60H156V61H157ZM165 60L167 61V59H165ZM173 60H174V59H173ZM178 60H179V59H178ZM186 60H187V58H186ZM213 60H214V59H213ZM213 60H212V61H213ZM221 60H222V59H221ZM240 60H241V59H240ZM36 61H37V60H36ZM39 61H40V60H39ZM58 61H59V59H58ZM89 61H90V60H89ZM93 61H94V60H93ZM108 61H110V60H108ZM108 61H107V62H108ZM169 61H170V60H169ZM192 61H193V60H192ZM238 61H239V60H238ZM263 61H264V60H263ZM12 62H13V60H12ZM14 62H15V61H14ZM14 62H13V63H14ZM45 62H46V61H45ZM76 62H77V61H76ZM81 62H82V60H81ZM114 62H115V61H114ZM124 62H126V59H125ZM164 62H165V61H164ZM187 62L189 63V61H187ZM210 62H211V61H210ZM214 62H215V61H214ZM214 62H213V63H214ZM234 62H235V61H234ZM258 62H259V61H258ZM18 63H19V61H18ZM20 63L22 64V62H20ZM37 63H40V62L37 61ZM61 63H62V62H61ZM90 63H91V62H90ZM95 63H96V62H95ZM97 63H98V62H97ZM111 63L113 64L112 61H111ZM115 63H116V62H115ZM128 63H129V62H128ZM147 63H148V61H147ZM167 63H168V62H167ZM170 63H171V62H170ZM182 63H183V62H182ZM220 63H221V62H220ZM9 64H10V63H8V65H9ZM14 64H15V63H14ZM30 64H31V63H30ZM40 64H41V63H40ZM58 64H59V63H58ZM58 64H57V65H58ZM68 64H69V63H68ZM68 64H66V66H67ZM79 64H80V62H79ZM82 64H83V63H82ZM91 64H94V62L91 63ZM98 64H100V63H98ZM106 64H107V63H106ZM116 64H118V63H116ZM151 64H153V62H152ZM160 64H162V63H160ZM180 64H181V63H180ZM237 64H238V63H237ZM254 64H255V63H254ZM10 65H11V64H10ZM10 65H9V66H10ZM22 65H23V64H22ZM32 65H33V64H32ZM36 65H37V64H36ZM43 65H44V64H43ZM47 65H48V63H47ZM53 65H55V64H53ZM110 65H111V64H110ZM121 65H122V64H121ZM124 65H125V64H124ZM139 65H140V64H139ZM168 65H169V64H168ZM170 65H171V64H170ZM181 65H182V64H181ZM201 65H204V64H201ZM205 65H206V64H205ZM227 65H228V64H227ZM33 66H34V65H33ZM38 66H39V65H38ZM61 66H62V65H61ZM74 66H75V65H74ZM83 66H85V64H84ZM103 66H104V65H103ZM105 66H106V65H105ZM108 66H109V65H108ZM111 66H112V65H111ZM126 66H127V65H126ZM128 66H129V65H128ZM133 66H134V65H133ZM135 66H137V65H135ZM143 66H144V65H143ZM145 66H146V65H145ZM147 66H148V65H147ZM158 66H159V65H158ZM172 66H173V65H172ZM184 66H185V65H184ZM209 66H210V65H209ZM231 66H232V65H231ZM260 66H261V65H260ZM15 67H16V66H15ZM25 67H26V66H25ZM46 67H47V66H46ZM63 67H64V66H63ZM71 67H72V65H71ZM88 67H89V66H88ZM94 67H95V66H94ZM98 67H99V66H98ZM114 67H115V64H114ZM121 67H122V66H121ZM123 67H124V66H123ZM137 67H138V66H137ZM148 67H150V66H148ZM152 67H153V66H152ZM169 67H170V66H169ZM191 67H192V66H191ZM203 67H204V66H203ZM205 67H207V66H205ZM210 67H211V66H210ZM213 67H214V66H213ZM216 67H217V66H216ZM233 67L235 68V66H233ZM253 67H254V66H253ZM27 68H28V67H27ZM72 68H73V67H72ZM72 68H71V69H72ZM99 68H100V67H99ZM116 68H117V66H116ZM126 68H128V67H126ZM143 68H144V67H143ZM143 68H142V70H143ZM146 68H147V67H146ZM154 68H155V67H154ZM173 68H174V67H173ZM184 68H185V67H184ZM184 68H183V69H184ZM20 69H21V67H20ZM22 69H23V68H22ZM24 69H25V68H24ZM44 69H45V68H44ZM44 69H43V70H44ZM51 69L56 70V68H53L52 66H51ZM51 69H50V70H51ZM69 69H70V67H69ZM71 69H70V70H71ZM79 69H80V68H79ZM79 69H77V70H79ZM106 69H107V67H106ZM109 69H111V68H109ZM114 69H115V68H114ZM121 69H122V68H121ZM137 69H138V68H137ZM149 69H150V68H149ZM158 69H159V68H158ZM161 69H162V68H161ZM163 69H164V67H163ZM183 69H182V70H183ZM201 69H202V66H201ZM216 69H217V68H216ZM235 69H236V68H235ZM257 69H258V68H257ZM257 69H256V70H257ZM16 70H18L17 67H16ZM25 70H26V69H25ZM25 70H24V72H25ZM33 70H34V69H33ZM119 70H120V69H119ZM140 70H141V69H140ZM142 70H141V71H142ZM144 70H145V69H144ZM146 70H147V69H146ZM151 70H152V69H151ZM154 70H155V69H154ZM172 70H173V69H172ZM177 70H178V69H177ZM238 70H239V68H238ZM238 70H237V71H238ZM262 70H263V69H262ZM262 70H261V71H262ZM13 71H14V70H13ZM29 71H30V70H29ZM36 71H37V69H36ZM36 71H35V72H36ZM38 71H39V70H38ZM65 71H66V68H65ZM68 71H69V70H68ZM71 71H72V70H71ZM73 71H74V70H73ZM73 71H72V72H73ZM83 71H84V70H83ZM86 71H87V69H86ZM111 71H112V70H110V72H111ZM116 71H117V70H116ZM126 71H127V69H126ZM147 71H148V70H147ZM160 71H161V70H160ZM173 71H174V70H173ZM202 71H203V70H202ZM202 71H201V72H202ZM205 71H206V70H205ZM35 72H34V73H35ZM54 72H55V71H54ZM80 72H81V71H80ZM104 72H105V70H104ZM179 72H180V71H179ZM187 72H188V70H187ZM187 72H185V73H187ZM209 72H210V71H209ZM216 72H217V71H216ZM247 72H248V71H247ZM257 72H258V71H257ZM19 73H22V72H19ZM19 73H18V74H19ZM27 73H28V72H27ZM27 73H26V74H27ZM34 73H33V74H34ZM36 73H37V72H36ZM57 73H58V72H57ZM64 73H65V72H64ZM66 73H67V71H66ZM107 73H108V72H107ZM113 73H114V71H113ZM117 73H118V72H117ZM131 73H132V72H131ZM142 73H143V71H142ZM142 73H141V74H142ZM145 73H146V72H145ZM155 73L157 74V72H155ZM166 73H167V72H166ZM169 73H170V71H169ZM181 73H182V72H181ZM185 73H184V74H185ZM188 73H189V72H188ZM221 73H223V72L221 71ZM233 73H234V72H233ZM236 73H238V72H236ZM236 73H235V74H236ZM248 73H249V72H248ZM258 73L260 74V71H259ZM24 74H25V73H24ZM33 74H32V75H33ZM46 74H47V73H46ZM49 74H50V73H49ZM51 74H52V73H51ZM87 74H88V73H87ZM94 74H96V73H94ZM102 74H103V72H102ZM129 74H130V73H129ZM132 74H133V73H132ZM152 74H153V73H152ZM156 74H155V75H156ZM161 74H162V73H161ZM211 74H213V73L211 72ZM231 74H232V73H231ZM238 74H239V73H238ZM20 75H21V74H19V76H20ZM56 75H57V74H56ZM71 75H72V74H71ZM76 75H77V72H76ZM76 75H75V76H76ZM112 75H113V74H112ZM112 75L110 74V76H112ZM117 75H118V74H117ZM117 75H116V76H117ZM121 75H122V73H121ZM121 75H120V76H121ZM123 75H124V74H123ZM164 75H165V72H164ZM191 75H192V74H191ZM239 75H240V74H239ZM243 75H244V74H243ZM72 76H74V75H72ZM97 76H99V75H97ZM110 76H109V77H110ZM120 76H118V77H120ZM149 76H150V75H149ZM185 76H186V74H185ZM188 76H189V74H188ZM204 76H205V75H204ZM208 76H209V75H208ZM225 76H226V75H225ZM225 76H224V77H225ZM236 76H237V75H236ZM23 77H24V76H23ZM48 77H49V76H48ZM61 77H63V76H61ZM64 77H65V75H64ZM69 77H70V75H69ZM104 77H105V76H104ZM104 77H103V78H104ZM121 77H122V76H121ZM147 77H148V76H147ZM169 77H170V76H169ZM180 77H181V76H180ZM192 77H193V76H192ZM192 77H191V78H192ZM213 77H214V76H213ZM255 77H256V76H255ZM2 78H3V77H2ZM2 78H1V79H2ZM18 78H19V77H18ZM29 78H30V76H29ZM31 78H32V77H31ZM37 78H38V77H37ZM40 78H41V76H40ZM40 78H39V79H40ZM66 78H67V77H66ZM70 78H71V77H70ZM75 78H76V77H75ZM92 78H93V77H92ZM113 78H114V77H113ZM124 78H125V77H123V79H124ZM126 78H127V76H126ZM126 78H125V79H126ZM131 78H133V77H131ZM139 78H140V77H139ZM143 78H144V77H143ZM148 78H149V77H148ZM154 78H155V77H154ZM159 78H160V77H159ZM167 78H168V77H167ZM170 78H172V76H171ZM174 78H175V76H174ZM182 78H183V77H182ZM193 78H194V77H193ZM240 78H241V77H240ZM262 78H263V77H262ZM4 79H5V78H4ZM4 79H3V80H4ZM34 79H35V78H34ZM48 79H49V78H48ZM55 79H56V78H55ZM62 79H63V78H62ZM73 79H74V78H73ZM76 79H77V78H76ZM76 79H75V80H76ZM88 79H89V78H88ZM94 79H96V78L94 77ZM100 79H101V78H100ZM106 79H107V78H106ZM115 79H116V78H115ZM123 79H122V80H123ZM136 79H137V78H136ZM152 79H153V78H152ZM152 79H151V80H152ZM172 79H173V78H172ZM172 79L170 80V82L172 81ZM202 79H203V78H202ZM226 79H227V78H226ZM229 79H230V78H229ZM232 79H233V78H232ZM252 79H253V78H252ZM256 79H257V78H256ZM258 79H259V78H258ZM19 80H20V78H19ZM31 80H32V79H31ZM35 80H36V79H35ZM49 80H50V79H49ZM75 80H74V82H75ZM116 80H118V79H116ZM119 80H120V79H119ZM122 80H120L121 83H122ZM128 80H129V79H128ZM177 80H178V79H177ZM186 80H187V79H186ZM241 80H242V79H241ZM37 81H38V80H37ZM66 81H67V80H66ZM71 81H72V79H71ZM103 81H104V80H103ZM105 81H106V80H105ZM105 81H104V83H105ZM114 81H115V80H114ZM114 81H113V82H114ZM125 81H127V80H125ZM139 81H140V80H139ZM146 81H147V80H146ZM153 81H154V80H153ZM161 81H162V80H161ZM175 81H176V80H175ZM184 81H185V80H184ZM230 81H231V80H230ZM230 81H228V82H230ZM262 81H263V80H262ZM262 81H261V82H262ZM2 82H4V81H2ZM5 82L7 83V81H5ZM39 82H40V81H39ZM43 82H44V81H43ZM43 82H41V83H43ZM45 82H46V81H45ZM47 82H48V81H47ZM50 82H52V84H53V81H50ZM57 82H59V81H57ZM67 82H68V81H67ZM74 82H73V83H74ZM110 82H111V80H110ZM116 82H117V81H116ZM143 82H144V81H143ZM148 82L150 83V81H148ZM148 82H147V83H148ZM167 82H168V81H167ZM167 82H165V83H167ZM185 82H186V81H185ZM189 82H190V81H189ZM202 82H203V81H202ZM215 82H216V81H215ZM225 82H227V81H225ZM243 82H244V81H243ZM243 82H242V83H243ZM19 83H20V82H19ZM41 83H40V84H41ZM86 83H87V82H86ZM96 83L98 84L97 80H96ZM114 83H115V82H114ZM117 83H118V82H117ZM130 83H131V82H130ZM145 83H146V82H145ZM165 83H164V84H165ZM171 83H173V82H171ZM196 83H197V82H196ZM237 83H238V82H237ZM237 83H236V84H237ZM2 84H3V83H2ZM8 84H9V83H8ZM8 84H7V85H8ZM13 84H14V82H13ZM40 84H39V85H40ZM59 84L61 85L60 82H59ZM69 84H70V82H69ZM74 84H76V83H74ZM94 84H95V83H94ZM99 84H100V83H99ZM126 84H127V83H126ZM152 84H153V83H152ZM167 84H168V83H167ZM169 84H170V83H169ZM169 84H168L167 86H169ZM213 84H214V81H213ZM213 84H212V86H214ZM218 84H219V83H218ZM245 84H246V83H245ZM259 84H260V83H259ZM5 85H6V84H5ZM44 85H45V84H44ZM46 85H47V84H46ZM49 85H50V84H49ZM49 85H48V86H49ZM71 85H72V84H71ZM117 85H118V84H117ZM143 85H144V84H143ZM176 85H177V84H176ZM182 85H183V84H182ZM186 85H187V84H186ZM186 85H185V86H186ZM195 85H196V84H195ZM207 85H209V84L207 83ZM221 85H222V84H221ZM249 85H250V84H249ZM3 86H4V84H3ZM8 86H10V85H8ZM22 86H23V85H21V87H22ZM54 86H55V85H54ZM65 86H66V85H65ZM99 86H101V85H99ZM111 86H112V85H111ZM124 86H125V85H124ZM133 86H134V85H133ZM144 86H145V85H144ZM144 86H143V89H144ZM146 86H148V85H146ZM159 86H160V85H159ZM161 86H162V85H161ZM190 86H193V85L190 84ZM190 86H189V87H190ZM209 86H210V85H209ZM233 86H234V85H233ZM46 87H47V86H46ZM56 87H57V85H56ZM62 87H63V86H62ZM66 87H67V86H66ZM87 87H89V86H87ZM87 87H86V88H87ZM95 87H96V86H95ZM118 87H119V86H118ZM122 87H123V86H122ZM195 87H196V86H195ZM199 87H200V86H199ZM220 87H221V86H220ZM226 87H227V86H226ZM228 87H229V86H228ZM249 87H250V86H249ZM6 88H7V87H6ZM11 88H12V87H11ZM24 88H25V87H24ZM24 88H23V89H24ZM36 88H37V86H36ZM40 88H41V87H40ZM63 88H64V87H63ZM70 88H71V87H70ZM72 88H74V87H72ZM105 88H106V86H105ZM114 88H115V87H114ZM119 88H120V87H119ZM134 88H135V87H134ZM149 88H150V85H149ZM171 88H173V87H171ZM187 88H188V87H187ZM196 88H197V87H196ZM204 88H205V87H204ZM209 88H210V87H209ZM260 88H261V87H260ZM262 88H264V86H263ZM9 89H10V88H9ZM37 89H39V88H37ZM47 89H48V87H47ZM49 89H51V88H49ZM49 89H48V90H49ZM61 89H62V88H61ZM64 89H65V88H64ZM66 89H67V88H66ZM79 89H80V88H79ZM81 89H83V86H82ZM90 89H91V88H90ZM109 89H110V88H109ZM132 89H133V87H132ZM150 89H151V88H150ZM155 89H156V88H155ZM167 89H168V88H167ZM177 89H178V88H177ZM180 89H181V88H180ZM202 89H203V88H202ZM215 89H216V87H215ZM255 89H256V88H255ZM24 90H25V89H24ZM48 90H47V91H48ZM87 90H88V89H87ZM115 90H116V89H115ZM119 90H121V88H120ZM134 90H135V89H134ZM137 90H138V89H137ZM144 90H146V89H144ZM144 90H143V91H144ZM147 90H149V89H147ZM157 90H158V89H157ZM195 90H196V89H195ZM200 90H201V89H200ZM224 90H225V89H224ZM262 90H263V89H262ZM3 91H4V90H3ZM3 91H2V92H3ZM11 91H12V90H11ZM37 91H38V90H37ZM37 91L35 90L36 93H37ZM41 91H42V89H41ZM56 91H57V90H56ZM58 91H59V90H58ZM61 91H62V90H61ZM73 91H74V90H73ZM121 91H122V90H121ZM128 91H129V90H128ZM128 91H127V92H128ZM174 91H175V90H174ZM183 91H184V90H183ZM183 91H182V93H183ZM186 91H187V90H186ZM189 91H190V90H189ZM226 91H227V90H226ZM228 91H229V89H228ZM38 92H39V91H38ZM51 92H52V91H51ZM62 92H63V91H62ZM104 92H105V90H104ZM131 92H132V91H131ZM135 92H136V91H135ZM137 92H138V91H137ZM149 92H150V91H149ZM156 92H157V91H156ZM175 92H177V90H176ZM191 92H192V91H191ZM202 92H203V91H202ZM204 92H205V91H204ZM206 92H207V91H206ZM213 92H214V91L212 90V93H213ZM5 93H6V92H5ZM33 93H34V92H33ZM39 93H40V92H39ZM48 93H49V92H48ZM57 93H58V92H57ZM108 93H109V92H108ZM113 93H114V92H113ZM125 93H126V92H125ZM125 93H124V94H125ZM189 93H190V92H189ZM209 93H210V91H209ZM254 93H255V92H254ZM11 94H12V93H11ZM46 94H47V93H46ZM74 94H76V93H74ZM100 94H101V93H100ZM114 94H116V92H115ZM135 94H136V93H135ZM139 94H140V93H139ZM162 94H163V93H162ZM165 94H166V93H165ZM173 94H175V93H173ZM176 94H177V93H176ZM179 94H180V93H179ZM214 94H216V93H214ZM252 94H253V93H252ZM1 95H2V94H1ZM53 95H54V94H53ZM128 95H129V94H128ZM144 95H146V94H144ZM154 95H155V94H154ZM196 95H197V94H196ZM245 95H246V94H245ZM7 96H8V95H7ZM12 96H13V95H12ZM35 96H36V95H35ZM37 96H38V94H37ZM44 96H45V94H44ZM64 96H65V95H64ZM76 96H77V95H76ZM81 96H82V95H81ZM107 96H108V95H107ZM168 96H169V95H168ZM168 96H167V97H168ZM173 96H174V95H173ZM176 96H177V95H176ZM181 96H182V95H181ZM194 96H195V95H194ZM194 96H193V97H194ZM197 96H198V95H197ZM214 96H215V95H214ZM246 96H247V95H246ZM248 96H249V95H248ZM21 97H22V96H21ZM25 97H26V96H25ZM47 97H48V96H47ZM113 97H114V96H113ZM113 97H110V98L113 99ZM117 97H118V96H117ZM125 97H126V96H125ZM125 97H123V98H125ZM129 97H130V96H129ZM133 97H134V96H133ZM145 97H147V96H145ZM159 97H160V96H159ZM162 97H163V96H162ZM162 97H161V98H162ZM167 97H166V98H167ZM201 97H203V96H201ZM201 97H200V99H201ZM205 97H206V96H205ZM210 97H211V96H210ZM210 97H209V98H210ZM0 98H1V97H0ZM11 98H12V97H11ZM14 98H15V97H14ZM23 98H24V97H23ZM48 98H49V97H48ZM57 98H58V97H57ZM74 98H76L75 95H74ZM77 98H78V97H77ZM77 98H76V99H77ZM100 98H101V97H100ZM115 98H116V97H114V99H115ZM121 98H122V97H121ZM163 98H164V97H163ZM168 98H169V97H168ZM171 98H173V97H171ZM175 98H176V97H175ZM194 98H195V97H194ZM226 98H227V97H226ZM244 98H245V97H244ZM251 98H252V97H251ZM255 98H256V97H255ZM263 98H264V97H263ZM4 99H5V98H4ZM6 99H7V98H6ZM30 99H31V98H30ZM35 99H37V98H35ZM63 99H64V98H63ZM66 99H67V98H66ZM128 99H129V98H128ZM137 99H138V98H137ZM156 99H158V98H156ZM156 99H155V101H156ZM182 99H183V98H182ZM198 99H199V98H198ZM212 99H213V98H212ZM212 99H211V100H212ZM231 99H232V98H231ZM241 99H242V98H241ZM26 100H27V99H26ZM44 100H46V99H44ZM71 100H73V97H72ZM74 100H75V99H74ZM98 100H99V99H98ZM100 100H103V99H100ZM104 100H105V99H104ZM115 100H117L118 103H119L118 98L115 99ZM124 100H125V99H124ZM163 100H164V99H163ZM170 100H171V99H170ZM188 100H189V99H188ZM188 100H187V102H188ZM209 100H210V99H209ZM229 100H230V99H229ZM232 100H234V99H232ZM246 100H247V99H246ZM1 101H2V100H1ZM20 101H21V100H20ZM27 101H28V100H27ZM46 101H47V100H46ZM59 101H60V100H59ZM64 101H65V100H64ZM113 101H114V100H113ZM121 101H123V100H121ZM159 101H160V100H159ZM164 101H166V100H164ZM242 101H243V99H242ZM24 102H25V101H24ZM57 102H58V101H57ZM71 102H72V101H71ZM74 102H75V101H74ZM85 102H86V101H85ZM101 102H102V101H101ZM127 102H128V101H127ZM132 102H133V101H132ZM132 102H131V103H132ZM134 102H135V101H134ZM200 102H201V101H200ZM231 102H232V101H230V103H231ZM239 102H240V101H239ZM258 102H259V101H258ZM60 103H61V102H60ZM77 103H78V102H77ZM118 103H117V104H118ZM121 103H122V102H121ZM125 103H126V102H125ZM175 103H176V102H175ZM177 103H178V102H177ZM190 103H192V102H190ZM198 103H199V102H198ZM230 103H229L228 106H230ZM251 103H252V102H251ZM165 104H166V103H164V105H165ZM196 104H197V103H196ZM202 104H204V103L202 102L201 105H202ZM253 104H255V103H253ZM9 105H11V104H9ZM56 105H60V104H56ZM73 105H74V104H73ZM75 105H76V104H75ZM114 105H115V104H114ZM134 105H135V104H134ZM162 105H163V104H162ZM170 105H171V104H170ZM180 105H183V104L180 103ZM197 105H198V104H197ZM199 105H200V104H199ZM247 105H248V104H247ZM29 106H30V105H29ZM29 106H27V109H28ZM32 106H34V105H32ZM35 106H36V105H35ZM52 106L55 107L54 105H52ZM123 106H124V104H123ZM123 106H122V107H123ZM132 106H133V105H132ZM135 106H136V105H135ZM202 106H203V105H202ZM237 106H238V104H237ZM248 106H249V105H248ZM248 106H247V107H248ZM259 106H260V104H259ZM11 107H12V106H11ZM36 107H37V106H36ZM86 107H87V106H86ZM120 107H121V106H120ZM122 107H121V108H122ZM125 107H126V106H125ZM133 107H134V106H133ZM170 107H171V106H169V108H170ZM175 107H176V106H175ZM180 107H181V106H180ZM188 107H189V106H188ZM197 107H198V106H197ZM233 107H234V106H233ZM252 107H253V106H252ZM256 107H257V106H256ZM0 108H1V107H0ZM4 108H6V106H5ZM12 108H13V107H12ZM14 108H15V107H14ZM14 108H13V109H14ZM64 108H65V107H64ZM71 108H72V107H71ZM111 108H112V106H111ZM172 108H173V107H172ZM182 108H183V107H182ZM185 108H186V107H185ZM223 108H224V107H223ZM230 108H231V106H230ZM254 108H255V107H254ZM13 109H12V110H13ZM15 109H16V108H15ZM21 109H22V108H21ZM25 109H26V108H25ZM31 109H33V107H31ZM52 109H54V108H52ZM69 109H70V108H69ZM114 109H115V107H114ZM128 109H129V108H128ZM137 109H138V108H137ZM173 109H176V108H173ZM173 109H170V110H173ZM191 109H192V108H191ZM194 109H195V108H194ZM194 109H193V110H194ZM201 109H202V108H201ZM207 109H208V108H207ZM220 109H221V108H220ZM220 109H219V110H220ZM224 109H225V108H224ZM234 109H235V108H234ZM237 109H238V108H237ZM256 109H257V108H256ZM3 110H4V109H3ZM57 110H58V109H57ZM90 110H91V109H90ZM90 110H89V111H90ZM92 110H93V109H92ZM126 110H127V109H126ZM160 110H162V109H160ZM179 110H180V108H179ZM210 110H211V109H210ZM214 110H215V109H214ZM18 111H19V110H18ZM37 111H38V110H37ZM53 111H54V110H53ZM72 111H74V110H72ZM82 111H83V110H82ZM128 111H130V110H128ZM132 111H133V110H132ZM182 111H184V110H182ZM200 111H201V110H200ZM200 111H199V112H200ZM22 112H23V111H22ZM45 112H46V111H45ZM45 112H44V113H45ZM55 112H56V110H55ZM75 112H76V111H75ZM117 112L119 113V111H117ZM121 112H122V110H121ZM125 112H126V111H125ZM142 112H143V111H142ZM18 113H19V112H18ZM29 113H30V112H29ZM35 113H37V112H35ZM47 113H49V112H47ZM56 113H57V112H56ZM70 113H71V112H70ZM155 113H156V112H155ZM238 113H239V111H238ZM15 114H16V113H15ZM27 114H28V113H27ZM50 114H51V113H50ZM53 114H54V113H53ZM62 114H63V113H62ZM119 114H121V113H119ZM122 114H123V113H122ZM126 114H127V113H126ZM143 114H144V113H143ZM190 114H191V113H190ZM229 114H230V113H229ZM30 115H32V114H30ZM36 115H37V114H36ZM38 115H39V114H38ZM75 115H76V114H75ZM82 115H83V114H82ZM115 115H117V114H115ZM127 115H128V114H127ZM168 115H169V114H168ZM185 115H186V113H185ZM187 115H188V114H187ZM216 115H217V114H216ZM219 115H220V114H219ZM226 115H227V114H226ZM230 115H231V114H230ZM252 115H253V114H252ZM0 116H1V115H0ZM49 116H50V115H49ZM51 116H52V114H51ZM63 116H64V115H63ZM70 116H71V115H70ZM72 116H73V115H72ZM123 116H124V114H123ZM193 116H194V115H193ZM205 116H206V115H205ZM233 116H234V115H233ZM255 116H256V115H255ZM261 116L263 117V115H261ZM2 117H3V116H2ZM9 117H10V116H9ZM13 117H14V116H13ZM15 117H16V116H15ZM15 117H14V118H15ZM28 117H29V116H28ZM32 117H33V116H32ZM129 117H130V116H129ZM135 117H136V116H135ZM141 117H142V116H141ZM247 117H249V116H247ZM259 117H260V116H259ZM3 118H4V117H3ZM5 118H6V117H5ZM33 118H34V117H33ZM35 118H36V117H35ZM39 118H40V117H39ZM82 118H83V117H82ZM85 118H86V117H85ZM123 118H124V117H123ZM123 118H122V119H123ZM132 118H133V117H132ZM245 118H246V117H245ZM250 118H251V117H250ZM254 118H255V117H254ZM25 119H26V118H25ZM52 119H53V118H52ZM69 119H70V118H69ZM83 119H84V118H83ZM111 119H112V117H111ZM128 119L132 120L131 118H128ZM135 119H136V118H135ZM148 119H149V118H148ZM160 119H161V118H160ZM165 119H166V118H165ZM178 119H179V118H178ZM184 119H185V118H184ZM232 119H233V118H232ZM6 120H7V119H6ZM13 120H14V119H13ZM35 120H37V119H35ZM71 120H72V119H71ZM87 120H88V119H87ZM87 120H86V122H87ZM136 120H137V119H136ZM144 120H145V119H144ZM194 120H195V119H194ZM234 120H235V119H234ZM250 120H251V119H250ZM10 121H11V120H10ZM41 121H42V120H41ZM47 121H48V117H47ZM127 121H128V120H127ZM132 121H133V120H132ZM164 121H165V120H164ZM195 121H196V120H195ZM238 121H239V120H238ZM238 121H237V123H238ZM242 121H243V119H242ZM15 122H16V121H15ZM19 122H20V121H19ZM33 122H34L33 124H35V121H33ZM71 122H72V121H71ZM99 122H100V121H99ZM99 122H98V123H99ZM102 122H103V121H102ZM123 122H124V121H123ZM125 122H126V121H125ZM165 122H166V121H165ZM184 122H185V121H184ZM189 122H192V121L190 120ZM189 122H188V123H189ZM193 122H194V121H193ZM253 122H254V121H253ZM3 123H4V122H2L1 124H3ZM29 123H30V122H29ZM137 123H140V122L138 121ZM143 123H144V122H143ZM204 123H205V122H204ZM260 123H261V122H260ZM15 124H16V123H15ZM18 124H19V123H18ZM20 124H21V123H20ZM22 124H23V123H22ZM26 124H27V122H26ZM26 124H24V126H26ZM31 124H32V123H31ZM87 124H88V123H87ZM106 124H107V122H106ZM135 124H136V123H135ZM211 124H212V122H211ZM242 124H243V125H242V127H243V126H244V122H243ZM245 124H246V123H245ZM262 124H263V123H262ZM262 124H261V125H262ZM36 125H37V124H36ZM45 125H46V124H45ZM72 125H73V124H72ZM117 125H118V124H117ZM167 125H168V124H167ZM187 125H188V124H187ZM10 126H11V125H10ZM14 126H15V125H14ZM24 126H23V127H24ZM74 126H75V124H74ZM77 126H79V125H77ZM102 126H103V124H102ZM122 126H123V125H122ZM156 126H157V125H156ZM172 126H173V125H172ZM172 126H171V128H172ZM185 126H186V125H185ZM240 126H241V125H240ZM240 126H239V127H240ZM247 126H249V125H247ZM2 127H3V125H2ZM18 127H19V126H18ZM27 127H28V126H27ZM44 127H45V126H44ZM134 127H135V126H134ZM138 127L140 128V126H138ZM142 127H143V126H142ZM144 127H145V126H144ZM166 127H167V126H166ZM168 127H169V126H168ZM190 127H191V125H190ZM220 127H221V126H220ZM244 127H245V126H244ZM255 127H256V126H255ZM258 127H259V126H258ZM263 127H264V126H263ZM13 128H15V127H13ZM19 128H20V127H19ZM21 128H22V127H21ZM33 128H34V127H33ZM75 128H76V126H75ZM77 128H78V127H77ZM80 128H81V127H80ZM80 128H78V129L81 130ZM196 128H197V127H196ZM250 128H251V127L249 126V128H247V130L250 129ZM253 128H254V127H252V129H253ZM260 128H261V127H260ZM42 129H43V127H42ZM42 129H41V130H42ZM157 129H158V128H157ZM188 129H189V128H188ZM190 129H191V128H190ZM218 129H219V128H218ZM230 129H231V128H230ZM239 129H240V128H239ZM241 129H242V128H241ZM258 129H259V128H258ZM1 130H2V128H1ZM39 130H40V129H39ZM50 130H51V129H50ZM135 130H136V129H135ZM146 130H147V129H146ZM212 130H213V129H212ZM228 130H229V129H228ZM232 130H233V129H232ZM22 131H23V130H22ZM46 131H47V130H46ZM130 131H131V130H130ZM167 131H168V130H167ZM171 131H173V129H172ZM171 131H170V132H171ZM186 131H187V129H186ZM197 131H198V130H197ZM197 131H196V133H197ZM240 131H241V130H240ZM249 131L251 132V129H250ZM2 132H3V131H2ZM18 132H19V131H18ZM27 132H28V131H27ZM38 132H39V131H38ZM40 132H41V131H40ZM53 132H54V131H53ZM93 132H94V131H93ZM119 132H120V131H119ZM119 132H118V133H119ZM121 132H122V131H121ZM148 132H149V131H148ZM161 132H162V131H161ZM190 132H191V131H190ZM194 132H195V131H194ZM247 132H248V131H247ZM261 132H262V131H261ZM5 133H6V132H5ZM21 133H22V132H21ZM21 133H20V135H21ZM55 133H56V132H55ZM61 133H62V132H61ZM69 133H70V132H69ZM124 133H125V131H124ZM152 133H153V131H152ZM154 133H155V131H154ZM154 133H153V134H154ZM159 133H160V132H159ZM196 133H195V135H197ZM216 133H217V132H216ZM220 133H221V132H220ZM253 133H255V132H253ZM256 133H257V131H256ZM1 134H3V133H1ZM7 134H8V133H7ZM7 134H6V135H7ZM22 134H23V133H22ZM39 134H42V133H39ZM43 134H44V133H43ZM56 134H57V133H56ZM127 134H128V133H127ZM132 134H133V133H131L130 136H131ZM134 134H135V133H134ZM171 134H172V133H171ZM192 134H193V133H192ZM200 134H201V133H200ZM200 134H199V136H200ZM246 134H247V133H246ZM249 134H250V133H249ZM3 135H4V134H3ZM8 135H9V134H8ZM29 135H30V134H29ZM36 135H37V133H36ZM46 135H47V134H46ZM65 135H66V134H65ZM68 135H69V134H68ZM142 135H143V134H142ZM160 135H162V134H160ZM160 135H159V136H160ZM168 135H169V134H168ZM168 135H167V136H168ZM172 135H174V134H172ZM172 135H171V136H172ZM175 135H177V134H175ZM178 135H179V133H178ZM188 135H189V134H188ZM229 135H231V134H229ZM229 135H228V136H229ZM247 135H248V134H247ZM255 135H257V134H255ZM10 136H11V135H10ZM12 136H14V135H12ZM15 136H16V135H15ZM18 136H19V135H18ZM21 136H24V134L21 135ZM27 136H28V135H27ZM34 136H35V135H34ZM48 136H49V135H48ZM157 136H158V135H156V137H157ZM164 136H165V134H164ZM189 136H190V135H189ZM192 136H193V135H192ZM192 136H191V137H192ZM197 136H198V135H197ZM209 136H211V135H209ZM231 136H232V135H231ZM236 136H237V135H236ZM2 137H3V136H2ZM28 137H29V136H28ZM38 137H40V136H38ZM74 137H75V136H74ZM126 137H127V136H126ZM128 137H129V136H128ZM131 137H132V136H131ZM142 137H144V135H143ZM174 137H175V136H174ZM177 137H178V136H177ZM186 137H187V136H186ZM200 137H201V136H200ZM202 137H203V136H202ZM207 137H208V136H207ZM233 137H234V136H233ZM241 137H242V136H241ZM247 137H248V136H247ZM252 137H253V135H252ZM258 137H259V135H258ZM14 138H15V137H13V139H14ZM16 138H17V137H16ZM29 138H30V137H29ZM35 138H36V137H35ZM44 138H45V137H44ZM44 138H42V139H44ZM46 138H47V137H46ZM46 138H45V139H46ZM72 138H73V137H72ZM85 138H86V137H85ZM120 138H121V137H120ZM135 138H136V137H135ZM149 138H150V137H149ZM194 138H195V136H194ZM197 138H198V137H197ZM248 138H249V137H248ZM4 139H5V137H4ZM6 139H7V138H6ZM13 139H10V140H13ZM31 139H32V138H31ZM33 139H34V138H33ZM33 139H32V143H33ZM42 139H41V142L44 141V140H42ZM133 139H134V138H133ZM152 139H154V138H152ZM156 139H157V138H156ZM158 139H159V138H158ZM201 139H202V138H201ZM231 139H232V138H231ZM243 139H244V138H243ZM7 140H8V139H7ZM15 140H16V139H15ZM20 140L23 141L22 138L19 139L18 141H20ZM25 140H26V139H25ZM25 140H24V141H25ZM27 140H29V139H27ZM117 140H118V139H117ZM146 140H148V139H146ZM163 140H165V139H163ZM184 140H185V139H184ZM186 140H188V139H186ZM189 140H190V139H189ZM193 140H194V139H193ZM234 140H235V139H234ZM253 140H254V139H253ZM3 141H4V140H3ZM5 141H6V140H5ZM16 141H17V140H16ZM48 141H49V140H48ZM85 141H86V140H85ZM100 141H101V140H100ZM159 141H160V140H159ZM227 141H228V140H227ZM10 142H11V141H10ZM13 142H14V141H13ZM34 142H35V141H34ZM36 142H37V141H36ZM44 142H45V141H44ZM52 142H53V141H52ZM71 142H72V141H71ZM152 142H154V141H152ZM160 142H161V141H160ZM187 142H188V141H187ZM195 142H196V141H194V143H195ZM233 142H234V141H233ZM257 142H258V141H257ZM260 142H261V141H260ZM8 143H9V142H8ZM19 143H21V142H19ZM46 143H47V142H46ZM84 143H87V142H84ZM131 143H132V142H131ZM131 143H130V144H131ZM142 143H143V142H142ZM158 143H159V142H158ZM163 143H164V142H163ZM216 143H217V142H216ZM240 143H241V142H240ZM242 143H243V142H242ZM244 143H245V142H244ZM22 144H23V143H22ZM98 144H99V143H98ZM149 144H150V143H149ZM188 144H190V143H188ZM191 144H193V143H191ZM201 144H202V143H201ZM20 145H21V144H20ZM30 145H31V144H30ZM40 145H41V143H40ZM61 145H62V144H61ZM96 145H97V144H96ZM154 145H155V144H154ZM195 145H196V144H194V146H195ZM218 145H219V144H218ZM226 145H227V144H226ZM260 145H261V144H260ZM3 146H4V145H3ZM5 146H6V145H5ZM50 146H51V145H50ZM59 146H60V145H59ZM89 146H90V145H89ZM155 146H156V145H155ZM191 146H193V145H191ZM191 146H190V147H191ZM194 146H193V147H194ZM263 146H264V145H263ZM26 147H28V146H26ZM35 147H37V145H36ZM44 147H45V146H44ZM44 147H43V149H44ZM57 147H58V146H57ZM77 147H78V146H77ZM126 147H127V146H126ZM143 147H145V146H143ZM164 147H165V145H164ZM187 147H188V145H187ZM250 147H251V145H250ZM250 147H249V148H250ZM6 148H7V147H6ZM17 148H18V145H17ZM17 148H16V149H17ZM29 148H30V147H29ZM41 148H42V147H41ZM50 148H52V147H50ZM158 148H159V147H158ZM185 148H186V147H185ZM199 148H200V146H199ZM218 148H220V147H218ZM235 148H236V147H235ZM259 148H260V147H259ZM263 148H264V147H263ZM2 149H3V148H2ZM9 149H10V148H9ZM19 149H20V148H19ZM37 149H38V148H37ZM153 149H154V148H153ZM193 149H194V148H193ZM30 150H31V149H30ZM38 150H39V149H38ZM40 150H41V149H40ZM40 150H39V151H40ZM129 150H130V149H129ZM157 150H158V149H157ZM163 150H164V149H163ZM167 150H168V149H167ZM187 150H188V149H187ZM190 150H191V149H190ZM195 150H196V149H195ZM240 150H241V149H240ZM250 150H251V149H250ZM3 151H6V150H3ZM21 151H22V150H21ZM41 151H42V150H41ZM56 151H57V150H56ZM67 151H68V150H67ZM84 151H85V150H84ZM165 151H166V150H165ZM168 151H169V150H168ZM188 151H189V150H188ZM232 151H233V149H232ZM261 151H262V150H261ZM261 151H260V152H261ZM9 152H10V150H9ZM23 152H24V148H23ZM48 152H49V151H48ZM59 152H60V151H59ZM85 152H87V151H85ZM98 152H99V151H98ZM162 152H163V151H162ZM184 152H185V151H184ZM1 153H2V152H1ZM7 153H8V152H7ZM17 153H18V152H17ZM30 153H31V152H30ZM45 153H46V152H45ZM88 153H90V151H89ZM88 153H87V154H88ZM91 153H92V152H91ZM141 153H142V152H141ZM147 153H148V152H147ZM168 153H170V152H168ZM231 153H232V152H231ZM237 153H239V152H237ZM13 154H14V153H13ZM63 154H64V153H63ZM74 154H75V153H74ZM148 154H149V153H148ZM150 154H151V153H150ZM190 154H191V153H190ZM220 154H221V153H220ZM223 154H224V153H223ZM226 154H227V153H226ZM240 154H241V153H240ZM245 154H246V153H245ZM10 155H11V154H10ZM16 155H17V154H16ZM16 155H15V156H16ZM27 155H29L28 152H27ZM30 155L33 156L32 154H30ZM30 155H29V156H30ZM49 155H50V154H49ZM55 155H56V153H55ZM57 155H58V154H57ZM101 155H102V154H101ZM158 155H159V154H158ZM163 155H164V154H163ZM229 155H230V154H229ZM238 155H239V154H238ZM0 156H1V155H0ZM36 156H37V155H36ZM46 156H47V155H46ZM80 156H83V155H80ZM122 156H123V155H122ZM159 156H160V155H159ZM169 156H170V154H169ZM171 156H172V155H171ZM183 156H184V155H183ZM235 156H236V155H235ZM240 156H241V155H240ZM252 156H253V155H252ZM11 157H12V156H11ZM17 157H18V155H17ZM34 157H35V156H34ZM37 157H38V156H37ZM52 157H53V156H52ZM141 157H142V156H141ZM156 157H157V156H156ZM195 157H196V156H195ZM228 157H230V156H228ZM243 157H244V156H243ZM256 157H257V156H256ZM4 158H6V157H4ZM35 158H36V157H35ZM35 158H34V159H35ZM39 158H40V156H39ZM68 158H69V157H68ZM93 158H94V156H93ZM100 158H101V157H100ZM112 158H113V157H112ZM115 158H116V157H115ZM164 158H165V157H164ZM170 158H171V157H170ZM196 158H197V157H196ZM222 158H223V157H222ZM235 158H236V157H235ZM249 158H250V156H249ZM257 158H258V157H257ZM8 159H9V157H8ZM21 159H22V158H21ZM21 159H20V157H19L18 160H21ZM30 159H31V157H30ZM125 159H126V158H125ZM156 159H157V158H156ZM166 159H167V158H166ZM173 159H174V158H173ZM189 159H190V158H189ZM216 159H217V157H216ZM225 159H226V157H225ZM24 160H25V159H24ZM37 160H39V159L37 158ZM48 160H50V159H48ZM105 160H106V159H105ZM116 160H118V159H116ZM122 160H123V159H122ZM159 160H160V159H159ZM164 160H165V159H164ZM164 160H163V161H164ZM187 160H188V159H187ZM214 160H215V159H214ZM222 160H224V159H222ZM222 160H221V161H222ZM232 160H233V159H232ZM5 161H7V160H5ZM25 161H26V160H25ZM33 161H35V160H33ZM50 161H51V160H50ZM57 161H58V160H57ZM90 161H91V160H90ZM119 161H120V159H119ZM168 161H169V160H168ZM175 161H177V160H175ZM183 161H184V160H183ZM224 161H225V160H224ZM227 161H228V160H227ZM238 161H239V160H238ZM238 161H237V162H238ZM0 162H1V160H0ZM18 162H19V161H18ZM36 162H37V161H36ZM47 162H48V161H47ZM47 162H46V163H47ZM70 162H71V161H70ZM73 162H74V161H73ZM120 162H121V161H120ZM124 162H125V161H124ZM155 162H156V160H155ZM158 162L161 163V161H158ZM164 162H165V161H164ZM231 162H232V161H231ZM231 162H230V163H231ZM234 162H235V161H234ZM6 163H7V162H6ZM15 163H16V162H15ZM26 163L28 164L29 162H26ZM41 163H42V162H41ZM41 163H40V164H41ZM58 163H59V162H58ZM65 163H66V162H65ZM74 163H75V162H74ZM140 163H141V162H140ZM150 163H151V161H150ZM222 163H224V162L222 161ZM249 163H250V162H249ZM257 163H258V162H257ZM7 164H8V163H7ZM7 164H5V165H7ZM17 164H19V163H17ZM22 164H23V163H22ZM47 164H48V163H47ZM52 164H53V163H52ZM54 164H55V163H54ZM87 164H88V163H87ZM94 164H95V163H94ZM162 164H163V162H162ZM175 164H176V162H175ZM234 164H236V163H234ZM244 164H245V163H244ZM246 164H247V162H246ZM255 164H256V162H255ZM262 164H263V163H262ZM9 165H10V164H9ZM29 165H30V163H29ZM45 165H46V164H45ZM59 165H60V164H59ZM114 165H115V164H114ZM132 165H133V164H132ZM147 165H148V164H147ZM240 165H241V164H240ZM7 166H8V165H7ZM20 166H21V165H20ZM24 166H25V165H24ZM33 166H34V165H33ZM37 166H38V165H37ZM41 166H42V165H41ZM43 166H44V165H43ZM48 166H49V165H48ZM75 166H76V165H75ZM94 166H95V165H94ZM99 166H100V165H99ZM161 166H162V165H161ZM164 166H165V164H164ZM166 166H167V165H166ZM12 167L15 168V166H12ZM25 167H26V166H25ZM35 167H36V166H35ZM51 167H53V166L51 165ZM102 167H103V166H102ZM119 167H120V166H119ZM125 167H126V166H125ZM153 167H155V166H153ZM156 167H157V166H156ZM159 167H160V166H159ZM159 167H158V168H159ZM171 167H172V166H171ZM171 167H170V169H171ZM182 167H183V166H182ZM241 167H244V166H241ZM245 167H248V166L245 165ZM259 167H260V166H259ZM5 168H6V167H5ZM19 168H21V167H19ZM22 168H23V167H22ZM30 168H32V167L30 166ZM44 168H45V167H44ZM44 168H41V169H44ZM49 168H50V166H49ZM55 168H56V167H55ZM63 168H64V167H63ZM78 168H79V167H78ZM147 168H148V167H147ZM213 168H214V167H213ZM235 168H236V167H235ZM23 169H24V168H23ZM41 169H40V170H41ZM82 169H83V168H82ZM139 169H140V168H139ZM162 169H163V168H162ZM164 169H165V168H164ZM164 169H163V170H164ZM166 169H167V168H166ZM170 169H169V170H170ZM172 169H173V168H172ZM245 169H246V168H245ZM12 170H13V169H12ZM24 170H25V169H24ZM34 170H35V169H34ZM37 170H38V168H37ZM56 170H58V168H57ZM56 170H54V171H56ZM229 170H230V169H229ZM247 170H249V169H247ZM251 170H252V169H251ZM251 170H250V171H251ZM9 171H10V170H9ZM9 171H8V172H9ZM13 171H16V170L14 169ZM21 171H22V170H21ZM21 171H20V172H21ZM45 171H46V169H45ZM49 171H50V170H49ZM86 171H87V170H86ZM92 171H93V170H92ZM92 171H91V172H92ZM97 171H98V170H97ZM99 171H100V170H99ZM117 171H118V170H117ZM157 171H158V170H157ZM166 171H167V170H166ZM17 172H18V171H17ZM25 172H26V171H25ZM59 172H60V171H59ZM81 172H82V171H81ZM83 172H84V171H83ZM93 172H94V171H93ZM135 172H136V171H135ZM167 172H168V171H167ZM9 173H10V172H9ZM42 173H43V172H42ZM49 173H50V172H49ZM57 173H58V172H57ZM98 173H99V172H97L96 174H98ZM119 173H122V172L120 171ZM123 173H124V172H123ZM162 173H163V172H162ZM164 173H165V172H164ZM248 173H249V172H248ZM255 173H256V172H255ZM262 173H263V172H262ZM0 174H1V173H0ZM7 174H8V173H7ZM17 174H18V173H17ZM23 174H24V173H23ZM27 174H28V173H27ZM29 174H30V173H29ZM44 174H45V173H44ZM46 174H47V173H46ZM63 174H64V173H63ZM96 174H94L93 176H95ZM113 174H114V172H113ZM117 174H118V172H117ZM129 174H130V173H129ZM141 174H142V173H141ZM144 174H145V172H144ZM151 174H152V173H151ZM158 174H159V173H158ZM4 175H6V174H4ZM31 175H32V174H31ZM40 175H41V174H40ZM52 175H53V174H52ZM56 175H58V174H56ZM83 175H84V173H83ZM85 175H86V174H85ZM90 175H91V174H90ZM110 175H111V174H110ZM145 175H146V174H145ZM155 175H156V174H155ZM10 176H11V175H10ZM14 176H16V175H14ZM27 176H28V175H27ZM41 176H43V175H41ZM44 176H45V175H44ZM58 176H59V175H58ZM71 176H72V175H71ZM235 176H236V175H235ZM241 176H242V175H241ZM246 176H247V175H246ZM83 177H84V176H83ZM83 177H81V178H83ZM116 177H117V175H116ZM126 177H127V176H126ZM128 177H129V176H128ZM133 177L135 178V175H134ZM14 178H15V177H14ZM17 178H20V176L17 177ZM29 178H30V177H29ZM33 178H34V177H33ZM51 178H52V177H51ZM113 178H115V177H113ZM124 178H125V177H124ZM130 178H131V176H130ZM142 178H143V176H142ZM146 178H148V176H147ZM156 178H157V177H156ZM160 178H161V177H160ZM251 178H252V177H251ZM5 179H7V178H5ZM15 179H16V178H15ZM43 179H44V177H43ZM48 179H49V178H48ZM52 179H53V178H52ZM57 179H59V178H57ZM85 179H87V178L85 177ZM95 179H96V178H95ZM140 179H141V178H140ZM148 179H149V178H148ZM7 180H8V179H7ZM22 180H23V179H22ZM32 180H33V179H32ZM34 180H36V179H34ZM40 180H41V179H40ZM88 180H89V179H88ZM130 180H131V179H130ZM135 180H136V179H135ZM151 180H152V179H151ZM161 180H163V179H161ZM165 180H166V178H165ZM221 180H222V179H221ZM240 180H241V179H240ZM8 181H9V180H8ZM20 181H21V180H20ZM24 181L27 182V180H25V179H24ZM42 181H43V180H42ZM51 181H52V180H51ZM108 181H109V179H108ZM108 181H107V182H108ZM111 181H112V180H111ZM113 181H114V180H113ZM120 181H121V180H120ZM133 181H134V180H133ZM133 181H132V183H133ZM166 181H167V180H166ZM11 182H12V181H11ZM30 182H31V181H30ZM37 182H38V181H37ZM48 182H49V181H48ZM60 182H61V181H60ZM77 182H78V181H77ZM143 182H144V181H143ZM143 182H142V183H143ZM147 182H148V181H147ZM171 182H172V181H171ZM238 182H239V181H238ZM250 182H251V181H250ZM0 183H1V182H0ZM40 183H41V185H43L42 182H40ZM89 183H90V181H89ZM108 183H109V182H108ZM120 183H121V182H120ZM156 183H157V182H156ZM168 183H169V181H168ZM14 184H15V183H14ZM93 184H94V183H93ZM134 184H135V182L133 183V185H134ZM163 184H164V183H163ZM189 184H190V183H189ZM239 184H241V183H239ZM254 184H255V183H254ZM3 185H4V183H3ZM7 185H9V184H7ZM21 185H23V183H21ZM35 185H36V184H35ZM41 185H40V187H41ZM94 185H95V184H94ZM104 185H105V184H104ZM115 185H117V184H115ZM120 185H121V184H120ZM128 185H129V183L127 184V186H128ZM135 185H136V184H135ZM145 185H146V184H145ZM158 185H159V184H158ZM50 186H51V185H50ZM50 186H49V187H50ZM56 186H57V185H56ZM66 186H67V185H66ZM125 186H126V185H125ZM139 186H140V188H142V187H141L142 185H139ZM159 186H160V185H159ZM15 187H16V186H15ZM38 187H39V186H38ZM46 187H47V186H45V188H46ZM88 187H89V186H88ZM94 187H95V186H94ZM111 187H112V186H111ZM113 187H114V185H113ZM117 187H118V186H117ZM143 187H144V186H143ZM148 187H149V186H148ZM160 187H161V186H160ZM8 188H9V187H8ZM20 188H21V187H20ZM20 188H19V189H20ZM29 188H30V187H29ZM43 188H44V187H43ZM71 188H72V187H71ZM89 188H90V187H89ZM101 188H102V187H101ZM128 188H129V186H128ZM128 188H127V189H128ZM138 188H139V187H138ZM155 188H158V187H154L153 189H155ZM16 189H17V188H16ZM47 189H48V188H47ZM49 189H50V188H49ZM49 189H48V190H49ZM56 189H57V188H56ZM114 189H115V188H114ZM134 189H135V188H134ZM134 189H133V191H134ZM142 189H143V188H142ZM158 189H159V188H158ZM161 189H162V187H161ZM256 189H257V188H256ZM12 190H13V189H12ZM58 190H59V189H58ZM90 190H91V189H90ZM115 190H116V189H115ZM125 190H126V189H125ZM129 190H132V189H129ZM129 190H128V191H129ZM139 190H140V189H139ZM54 191H55V190H54ZM91 191H93V190H91ZM116 191H117V190H116ZM146 191H147V190H146ZM161 191H162V190H161ZM164 191H165V190H164ZM0 192H1V191H0ZM9 192H10V191H9ZM24 192H25V191H24ZM39 192H40V191H39ZM45 192H46V190H45ZM71 192H72V191H71ZM71 192H70V193H71ZM118 192H119V191H118ZM129 192H130V191H129ZM138 192H139V191H138ZM140 192H141V191H140ZM147 192H148V191H147ZM147 192H146V193H147ZM170 192H171V191H170ZM3 193H4V192H3ZM49 193H50V192H48V194H49ZM91 193H92V192H91ZM99 193H100V192H99ZM132 193H133V192H132ZM12 194H13V193H12ZM26 194H27V193H26ZM72 194H73V193H72ZM111 194H112V193H111ZM135 194H136V193H135ZM139 194H140V193H139ZM139 194H138V195H139ZM157 194H158V193H157ZM166 194H167V193H166ZM14 195L16 196V195H18V194L16 193V194H14ZM14 195H13V196H14ZM22 195H23V194H22ZM35 195H36V194H35ZM39 195H40V194H39ZM50 195H51V193H50ZM52 195H53V194H52ZM73 195H74V194H73ZM141 195H143V194H141ZM152 195H153V194H152ZM0 196H2V195H0ZM3 196H4V195H3ZM24 196H25V195H24ZM45 196H46V195H45ZM54 196H55V194H54ZM79 196H81V195H79ZM105 196H106V195H105ZM117 196H118V195H117ZM131 196H132V194H131ZM146 196H147V195H146ZM169 196H170V195H169ZM57 197H58V196H57ZM75 197H76V196H75ZM102 197H103V196H102ZM119 197H120V196H119ZM126 197H127V196H126ZM147 197H148V196H147ZM151 197H152V196H151ZM27 198H29V197H27ZM37 198H38V195H37ZM40 198H41V197H40ZM43 198H44V196H43ZM43 198H42V199H43ZM66 198H67V197H66ZM68 198H70V197H68ZM93 198H94V197H93ZM105 198H106V197H105ZM113 198H114V197H113ZM113 198H112V199H113ZM120 198H121V197H120ZM122 198H123V197H122ZM133 198H135V196H134ZM133 198H132V199H133ZM142 198H143V197H142ZM148 198H149V197H148ZM259 198H260V197H259ZM3 199H4V198H3ZM42 199H41V201H42ZM47 199H49V197H48ZM55 199H57V198H55ZM55 199H54V200H55ZM61 199H62V198H61ZM138 199H140V198H138ZM138 199H137V200H138ZM144 199H146V198L144 197ZM153 199H154V198H153ZM14 200H16V199H14ZM28 200H29V199H28ZM31 200H32V199H31ZM58 200H59V198H58ZM58 200H57V201H58ZM62 200H63V199H62ZM62 200H60V201H62ZM65 200H66V199H65ZM72 200H74V199H72ZM105 200H106V199H105ZM105 200H104V201H105ZM146 200H147V199H146ZM2 201H4V200H2ZM6 201H7V200H6ZM29 201H30V200H29ZM93 201H94V200H92V202H93ZM123 201H124V200H123ZM147 201H149V200H147ZM147 201H146V203H147ZM156 201H157V200H156ZM4 202H5V201H4ZM13 202H14V201H13ZM58 202H59V201H58ZM69 202L72 203V201H69ZM99 202H100V201H99ZM105 202H106V201H105ZM114 202H115V201H114ZM119 202H120V201H119ZM141 202H142V201H141ZM149 202H150V201H149ZM174 202H175V201H174ZM182 202H183V201H182ZM10 203H11V202H10ZM24 203H25V202H24ZM28 203H29V202H28ZM65 203H67V202L65 201ZM96 203H97V202H96ZM96 203H95V205H96ZM107 203H108V202H107ZM133 203H134V202H133ZM146 203H145V204H146ZM167 203H168V202H167ZM14 204H15V203H14ZM22 204H23V202H22ZM26 204H27V203H26ZM51 204H53V203H51ZM51 204H50V205H51ZM54 204H55V203H54ZM67 204H68V203H67ZM82 204H84V203H82ZM100 204H101V203H100ZM110 204H111V203H110ZM169 204H171V203H169ZM172 204H173V203H172ZM172 204H171V205H172ZM177 204H178V203H177ZM7 205H8V203H7ZM23 205H24V204H23ZM60 205H61V203H60ZM68 205H69V204H68ZM102 205H103V203H102ZM134 205H135V204H134ZM184 205H186V204H184ZM184 205H183V206H184ZM190 205H192V203H191ZM52 206H53V205H52ZM71 206H72V205H71ZM73 206H74V203H73ZM96 206H98V205H96ZM108 206H109V205H108ZM118 206H119V205H117V208H118ZM130 206H131V205H130ZM132 206H133V205H132ZM136 206H139V205H136ZM161 206H162V205H161ZM166 206H167V205H166ZM166 206H165V207H166ZM41 207H42V206H41ZM47 207H49V204H48ZM58 207H59V206H58ZM60 207H61V206H60ZM60 207H59V208H60ZM63 207H64V206H63ZM63 207H61V208H63ZM68 207H69V206H68ZM68 207H67V208H68ZM86 207H87V206H86ZM103 207H104V206H102V208H103ZM133 207H135V206H133ZM140 207H143V206H140ZM140 207H139V208H140ZM146 207H147V206H146ZM150 207H151V206H150ZM165 207H164V208H165ZM176 207H177V206H176ZM179 207H180V206H179ZM14 208H15V207H14ZM49 208H50V207H49ZM81 208H82V210H83V207H81ZM91 208H92V207H91ZM105 208H107V207H105ZM105 208H104V209H105ZM108 208H109V207H108ZM144 208H145V206H144ZM144 208L142 209V211L144 210ZM152 208H153V206H152ZM185 208H186V207H185ZM0 209H1V208H0ZM10 209H11V208H10ZM78 209H79V208H78ZM98 209H100V207H99ZM109 209H110V208H109ZM115 209H116V208H115ZM118 209L120 210V208H118ZM123 209H124V208H123ZM145 209H146V208H145ZM188 209H189V208H188ZM198 209H200V208H198ZM72 210H73V209H71V211H72ZM75 210H76V209H75ZM75 210H74V211H75ZM85 210H86V209H85ZM101 210H102V209H101ZM105 210H106V209H105ZM186 210H187V209H186ZM200 210H201V209H200ZM3 211H4V209H3ZM5 211H6V209H5ZM11 211H13V210H11ZM11 211H9V212H11ZM54 211H55V210H54ZM54 211H53V212H54ZM67 211H68V210H67ZM74 211H73V212H74ZM80 211H81V209H80ZM87 211H88V210H87ZM106 211H107V210H106ZM108 211H109V210H108ZM120 211H121V210H120ZM139 211H140V210H138V212H139ZM148 211H149V210H148ZM152 211H154V209H153ZM190 211H191V210H190ZM39 212H40V211H39ZM82 212H83V211H82ZM110 212H112V211H110ZM121 212H122V211H121ZM149 212H150V211H149ZM156 212H157V211H156ZM164 212H165V211H164ZM168 212H169V211H168ZM173 212H174V211H173ZM186 212H187V211H186ZM191 212H192V211H191ZM3 213H4V212H3ZM6 213H7V212H6ZM63 213H64V211H63ZM69 213H71V212H69ZM145 213H146V212H145ZM161 213H162V212H161ZM180 213H181V212H180ZM180 213H179V214H180ZM188 213H189V212H188ZM241 213H242V212H241ZM11 214H12V213H11ZM20 214H21V213H20ZM20 214H19V215H20ZM43 214H45V213H43ZM48 214H49V213H48ZM57 214H58V213H57ZM67 214H68V213H67ZM102 214H103V213H102ZM104 214H105V212H104ZM148 214L151 215V213H148ZM171 214H172V213H171ZM171 214H170V215H171ZM181 214H182V213H181ZM45 215H46V214H45ZM55 215H56V214H55ZM64 215H65V214H64ZM69 215H70V214H69ZM96 215H97V214H96ZM99 215H100V214H99ZM108 215H109V214H108ZM146 215H147V213H146ZM167 215H168V214H167ZM184 215H185V214H184ZM184 215H183V216H184ZM188 215H189V214H188ZM192 215H193V214H192ZM10 216H11V215H10ZM41 216H44V215H41ZM84 216H85V215H84ZM88 216H89V215H88ZM122 216H123V215H122ZM148 216H149V215H148ZM181 216H182V215H181ZM183 216H182V217H183ZM197 216H198V214H197ZM197 216H196V217H197ZM258 216H260V215H258ZM0 217H1V216H0ZM44 217H45V216H44ZM62 217H63V216H62ZM62 217H61V218H62ZM85 217H87V216H85ZM98 217H100V216H98ZM111 217H112V214H111ZM111 217H110V218H111ZM151 217H152V216H151ZM155 217H157V216H155ZM175 217H176V216H175ZM178 217H179V216H178ZM186 217H187V216H186ZM207 217H208V216H207ZM7 218H8V217H7ZM19 218H20V217H19ZM47 218H48V217H47ZM51 218H52V217H51ZM93 218H94V217H93ZM165 218H166V217H165ZM167 218H168V217H167ZM167 218H166V219H167ZM188 218H189V217H188ZM191 218H192V217H191ZM213 218H214V217H213ZM229 218H230V217H229ZM245 218H246V217H245ZM255 218H256V217H255ZM260 218H261V217H260ZM16 219H17V218H16ZM28 219H29V218H28ZM44 219H45V218H44ZM65 219H66V218H65ZM68 219H69V216H68ZM86 219H87V218H86ZM86 219H85V220H86ZM97 219H100V218H97ZM111 219H112V218H111ZM123 219H124V217H123ZM148 219H149V217H148ZM183 219H185V218H183ZM216 219H217V218H216ZM218 219H219V218H218ZM223 219H224V218H223ZM262 219H264V218H262ZM262 219H261V220H262ZM10 220H11V219H10ZM49 220H50V219H49ZM58 220L60 221V219H58ZM70 220H71V219H70ZM107 220H108V219H107ZM113 220H114V219H113ZM115 220H116V219H115ZM173 220H174V219H173ZM227 220H228V219H227ZM232 220H233V219H232ZM232 220H231V221H232ZM8 221H9V220H8ZM20 221H21V220H20ZM44 221H45V220H44ZM51 221H52V219H51ZM51 221H50V223H51ZM56 221H57V220H56ZM66 221H67V220H66ZM71 221H72V220H71ZM90 221H91V220H90ZM105 221H106V220H105ZM109 221H110V220H109ZM185 221H186V220H185ZM192 221H193V220H192ZM229 221H230V220H229ZM6 222H7V221H6ZM42 222H43V221H42ZM67 222H68V221H67ZM69 222H70V221H69ZM91 222H92V221H91ZM112 222H113V221H112ZM144 222H146V221L144 220ZM150 222H151V221H150ZM172 222H173V221H172ZM189 222H190V221H189ZM243 222H244V221H243ZM258 222H259V221H258ZM261 222H262V221H261ZM261 222H259V223H261ZM12 223H13V222H12ZM15 223H16V222H15ZM19 223H20V222H19ZM34 223H35V222H34ZM52 223H53V222H52ZM52 223H51V224H52ZM60 223H61V222H60ZM84 223H85V222H84ZM96 223H97V222H96ZM100 223H101V222H100ZM115 223H116V221H115ZM119 223H120V221H119ZM119 223L117 222L116 225H117V224L119 225ZM124 223H125V222H124ZM135 223H136V222H135ZM147 223H149V222H147ZM152 223H153V225H154L153 220H152ZM152 223H151V224H152ZM175 223H176V222H175ZM177 223H178V222H177ZM193 223H194V222H193ZM241 223H242V222H241ZM17 224H18V223H17ZM26 224H27V223H26ZM94 224H95V222H94ZM104 224H105V223H103L102 226H103ZM107 224H108V223H107ZM120 224H121V223H120ZM138 224H139V222H138ZM156 224H157V223H155V225H156ZM160 224H161V223H160ZM190 224H191V223H190ZM237 224H238V223H237ZM242 224H243V223H242ZM242 224H241V225H242ZM245 224H246V223H245ZM14 225H15V224H14ZM20 225H21V224H20ZM55 225H56V224H55ZM88 225H89V223H88ZM135 225H137V224H135ZM146 225L148 226V224H146ZM157 225H159V224H157ZM157 225H156V226H157ZM171 225H172V224H171ZM204 225H205V224H204ZM246 225H248V224H246ZM12 226H13V225H12ZM36 226H39V225H36ZM53 226H54V225H53ZM57 226H58V225H57ZM93 226H94V225H93ZM99 226H100V225H99ZM102 226H101V227H102ZM123 226H124V225H123ZM129 226H130V225H129ZM138 226H139V225H138ZM147 226H146V227H147ZM150 226H152V225H150ZM174 226H175V225H174ZM174 226H173V227H174ZM188 226H189V225H188ZM195 226H196V225H195ZM227 226H228V225H227ZM237 226H238V225H237ZM243 226H244V225H243ZM20 227H21V226H20ZM51 227H52V226H51ZM51 227H50V228H51ZM71 227H72V226H71ZM71 227H70V228H71ZM94 227H95V226H94ZM94 227H92V228H94ZM113 227H114V226H113ZM152 227H155V226H152ZM158 227H159V226H158ZM164 227H165V226H164ZM199 227H201V226H199ZM215 227H216V225H215ZM232 227H233V226H232ZM234 227H235V226H234ZM247 227H248V226H247ZM0 228H1V227H0ZM5 228H6V227H5ZM17 228H18V227H17ZM17 228H16V229H17ZM55 228H56V227H55ZM59 228H60V227H59ZM59 228H58V229H59ZM103 228H105V226H104ZM106 228H107V227H106ZM159 228H160V227H159ZM162 228H163V227H162ZM177 228H178V227H177ZM213 228H214V227H213ZM213 228H212V229H213ZM220 228H221V227H220ZM237 228H238V227H237ZM2 229H3V228H2ZM8 229H9V228H8ZM10 229H12V228L10 227ZM10 229H9V230H10ZM36 229H37V228H36ZM101 229H102V228H101ZM111 229H112V227H111ZM128 229H129V228H128ZM132 229H133V228H132ZM152 229H153V228H152ZM156 229H157V228H156ZM156 229H155V230H156ZM178 229H179V228H178ZM197 229H198V228H197ZM199 229H200V228H199ZM206 229H207V228H206ZM210 229H211V228H210ZM210 229H209V230H210ZM230 229H231V228H230ZM241 229H242V228H241ZM247 229H248V228H247ZM247 229H246V230H247ZM249 229H250V228H249ZM4 230H5V229H4ZM12 230H13V229H12ZM71 230H72V229H71ZM85 230H86V228H85ZM105 230H106V229H105ZM118 230H119V229H118ZM118 230H117V231H118ZM120 230H121V229H120ZM122 230H123V229H122ZM194 230H195V229H194ZM217 230H218V229H217ZM225 230H226V229H225ZM225 230H224V231H225ZM234 230H235V228H234ZM237 230H238V229H237ZM251 230H252V229H251ZM17 231H18V230H17ZM17 231H16V232H17ZM62 231H63V230H62ZM77 231H78V230H77ZM91 231H92V229L90 230V234H91ZM133 231H134V230H133ZM160 231H161V229H160ZM164 231H165V233L168 232L167 230H163L162 233H163ZM171 231H172V230H171ZM181 231H182V230H181ZM199 231H200V230H199ZM247 231H248V230H247ZM254 231H255V230H254ZM19 232H20V231H19ZM40 232H41V231H40ZM67 232H68V231H67ZM75 232H76V231H75ZM75 232H74V233H75ZM82 232H83V231H82ZM125 232H126V231H125ZM146 232H147V231H146ZM146 232H144V233H146ZM151 232H152V230H151ZM176 232H177V230H176ZM210 232H211V231H210ZM214 232L216 233V231H214ZM232 232H233V231H232ZM232 232H231V233H232ZM12 233H14V232H12ZM31 233H32V232H31ZM33 233H34V231H33ZM33 233H32V234H33ZM59 233H60V232H59ZM83 233H85V232H83ZM88 233H89V232H88ZM88 233H87V234H88ZM98 233H99V232H98ZM104 233H105V232H104ZM137 233H139V232H137ZM141 233H142V232H141ZM149 233H150V232H149ZM191 233H192V232H191ZM200 233H201V232H200ZM222 233H223V232H222ZM242 233H243V232H242ZM249 233H250V232H249ZM253 233H254V232H253ZM1 234H3V233H1ZM7 234H8V233H7ZM10 234H11V233H10ZM76 234H78V233H76ZM129 234H131V233H129ZM170 234H171V232H170ZM170 234H169V235H170ZM227 234H228V233H227ZM235 234H236V233H235ZM240 234H241V233H240ZM250 234H251V233H250ZM260 234H261V233H260ZM8 235H9V234H8ZM55 235H56V234H55ZM71 235H72V234H71ZM80 235H81V234H80ZM101 235H102V234H101ZM113 235H114V234H113ZM127 235H128V232H127ZM132 235H133V233H132ZM160 235H162V234H160ZM169 235H168V236H169ZM211 235H212V234H211ZM213 235H214V233H213ZM13 236H15V235H13ZM13 236H10V237H13ZM47 236H48V235H47ZM89 236H90V235H89ZM92 236H93V235H92ZM96 236H99V235H96ZM143 236H144V235H143ZM152 236H153V235H152ZM154 236H155V235H154ZM164 236H165V235H164ZM171 236H172V235H171ZM171 236H170V237H171ZM191 236H192V235H191ZM197 236H198V235H197ZM214 236H215V235H214ZM241 236H244V235L242 234V235H240V237H241ZM256 236H257V235H256ZM256 236H255V237H256ZM262 236H263V235H262ZM6 237H7V235H6ZM19 237H20V236H19ZM19 237H17V238H19ZM21 237L23 238V236H21ZM34 237H35V236H34ZM48 237H49V236H48ZM48 237H47V239H48ZM66 237H67V236H66ZM101 237H102V236H101ZM104 237H105V236H104ZM136 237H137V236H136ZM140 237H142V236L140 235ZM188 237H189V236H188ZM218 237H219V235H218ZM221 237H222V235H221ZM233 237H235V236H233ZM255 237H254V239H256ZM2 238H3V236H2ZM2 238H1V239H2ZM22 238H21V239H22ZM79 238H80V237H79ZM85 238H86V237H85ZM96 238H97V237H96ZM96 238H95V240H96ZM112 238H113V237H112ZM123 238H125V237L123 236ZM129 238H130V237H129ZM129 238H128V239H129ZM134 238H135V237H134ZM137 238H138V237H137ZM142 238H143V237H142ZM145 238H146V237H145ZM159 238H160V237H159ZM161 238H162V236H161ZM166 238H167V237H166ZM173 238H174V237H173ZM181 238H182V237H181ZM201 238H204V237H201ZM209 238H210V237H209ZM215 238H217V237H215ZM226 238H227V237H226ZM228 238H229V237H228ZM235 238H236V237H235ZM235 238H234V240L237 241V239H235ZM244 238H245V237H244ZM257 238H258V237H257ZM8 239H9V238H8ZM28 239H30V238H28ZM32 239H33V238H32ZM68 239H69V238H68ZM90 239H91V238H90ZM93 239H94V238H93ZM107 239H108V238H107ZM120 239H122V238H120ZM143 239H144V238H143ZM157 239H158V238H157ZM175 239H176V238H175ZM184 239H185V238H184ZM223 239H224V238H223ZM258 239H259V238H258ZM2 240H3V239H2ZM16 240H18V239H16ZM56 240H58V239H56ZM59 240H60L59 242H61V239H59ZM98 240H99V239H98ZM101 240H103V238H102ZM101 240H100V241H101ZM115 240H116V238H115ZM132 240H133V239H132ZM136 240H137V239H136ZM138 240H140V239H138ZM162 240H163V239H162ZM167 240H168V239H167ZM170 240H171V239H170ZM212 240H213V239H212ZM221 240H222V239H221ZM230 240H231V239H230ZM232 240H233V239H232ZM0 241H1V240H0ZM24 241H25V240H24ZM29 241H30V240H29ZM78 241H79V240H78ZM88 241H89V240H88ZM90 241H91V240H90ZM103 241H104V240H103ZM123 241H124V240H123ZM153 241H154V240H153ZM165 241H166V240H165ZM174 241H175V240H174ZM186 241H187V240H186ZM198 241H199V240H198ZM214 241H215V240H214ZM227 241H228V240H227ZM3 242H4V241H3ZM10 242H11V239H10ZM12 242H13V240H12ZM25 242H26V241H25ZM25 242H24V243H25ZM50 242H52V241H50ZM94 242H95V241H94ZM94 242H92V243H94ZM96 242H97V241H96ZM162 242H163V241H162ZM169 242H171V241H169ZM176 242H177V241H176ZM206 242H207V241H206ZM208 242H210V241H208ZM250 242H251V241H250ZM1 243H2V241H1ZM19 243H20V241H19ZM19 243H18V244H19ZM26 243H28V241H27ZM44 243H45V241H44ZM69 243H70V242H69ZM79 243H80V242H79ZM79 243H78V244H79ZM138 243H139V242H138ZM143 243H145V241H144ZM166 243H167V242H166ZM172 243H173V242H172ZM187 243H188V242H187ZM211 243H212V242H211ZM223 243H225V242H223ZM228 243H229V241H228ZM232 243H233V242H232ZM237 243H238V242H237ZM248 243H249V242H248ZM14 244H16V243L14 242ZM14 244H11V243H10L9 245H13V247H14ZM48 244H49V243H48ZM78 244H76V245H78ZM80 244H81V243H80ZM88 244H89V243H88ZM90 244H91V243H90ZM135 244H136V243H135ZM179 244H181V243H179ZM185 244H186V242H185ZM189 244H190V243H189ZM189 244H188L187 246H189ZM205 244H206V243H205ZM205 244H203V246H204ZM214 244H215V243H214ZM226 244H227V243H226ZM259 244H260V243H259ZM4 245H6V244H4ZM16 245H17V244H16ZM19 245H20V244H19ZM52 245H53V244H52ZM96 245H98V244H96ZM130 245H131V244H130ZM146 245H148V244L146 243ZM176 245H177V244H176ZM195 245H196V244H195ZM215 245H216V244H215ZM215 245H214V246H215ZM6 246H7V245H6ZM20 246H21V245H20ZM20 246H19V247H20ZM26 246L28 247L27 244H26ZM26 246H25V247H26ZM42 246H43V245H41L40 247L42 248ZM46 246H47V245H46ZM49 246H50V245H49ZM54 246H55V245H54ZM87 246H88V245H87ZM93 246H94V245H93ZM98 246H100V245H98ZM98 246H96V247H98ZM122 246H123V245H122ZM122 246H121V247H122ZM124 246H125V245H124ZM127 246H128V245H127ZM134 246H136V245H134ZM134 246H133V247H134ZM172 246H173V245H172ZM179 246H180V245H179ZM191 246H192V245H191ZM207 246H208V244H207ZM220 246H221V245H220ZM222 246H223V245H222ZM224 246H225V245H224ZM224 246H223V247H224ZM230 246H232V245H230ZM19 247H18V248H19ZM25 247H24V248H25ZM56 247H57V246H56ZM63 247H64V246H63ZM71 247H72V246H71ZM105 247H106V246H105ZM105 247H104V248H105ZM108 247H109V245H108ZM128 247H130V246H128ZM133 247H132V248H133ZM138 247H139V246H138ZM146 247H147V246H146ZM148 247H149V246H148ZM152 247H153V246H152ZM160 247H161V246H160ZM173 247H175V245H174ZM198 247H199V246H198ZM210 247H211V246H210ZM212 247H213V246H212ZM218 247H219V246H218ZM218 247H217V248H218ZM237 247H238V246H237ZM7 248H8V247H7ZM20 248H22V246H21ZM37 248H38V247H37ZM41 248H39V249H41ZM50 248H51V247H50ZM50 248H49V249H50ZM66 248H67V247H66ZM75 248H76V247H75ZM82 248H83V247H82ZM88 248H89V247H88ZM125 248H126V247H125ZM139 248H140V247H139ZM154 248H155V247H154ZM167 248H168V247H167ZM170 248H171V247H170ZM184 248H185V247H184ZM187 248H188V247H187ZM200 248H201V247H200ZM230 248H231V247H230ZM230 248H229V249H230ZM241 248H242V247H241ZM245 248H246V247H245ZM255 248H256V247H255ZM261 248H262V247H261ZM2 249H3V247H2ZM5 249H6V248H5ZM32 249H33V248H32ZM44 249H45V248H44ZM84 249H85V248H84ZM84 249H83V250H84ZM94 249H95V248H94ZM97 249H99V248H97ZM130 249H131V248H130ZM130 249H128V250L130 251ZM140 249H141V248H140ZM140 249H139V250H140ZM156 249H157V251H158V248H156ZM176 249H177V246H176ZM202 249H203V248H202ZM212 249H213V248H212ZM214 249H215V248H214ZM219 249H220V248H219ZM219 249H218V250H219ZM232 249H233V248H232ZM232 249H231V250H232ZM7 250L10 251V250H12V249H10V247H9V249H7ZM14 250H15V249H14ZM16 250H17V249H16ZM20 250H21V249H20ZM46 250H47V248H46ZM68 250H69V249H68ZM83 250H82V253H83ZM103 250H104V249H103ZM126 250H127V249H126ZM133 250H134V249H133ZM135 250H136V249H135ZM139 250H138V251H139ZM160 250H161V249H160ZM177 250H179V249H177ZM181 250H182V249H181ZM183 250H185V249H183ZM189 250L191 251L192 249H190V247H189ZM233 250H234V249H233ZM244 250H245V249H244ZM2 251H3V250H2ZM12 251H13V250H12ZM49 251H50V250H49ZM66 251H67V250H66ZM66 251H65V252H66ZM80 251H81V250H80ZM131 251H132V250H131ZM173 251H174V250H173ZM196 251H197V250H196ZM210 251H211V249H210ZM210 251H209V252H210ZM216 251H217V250H216ZM221 251H222V250H221ZM221 251H220V252H221ZM229 251H230V250H229ZM258 251H259V250H258ZM3 252H4V251H3ZM5 252H6V251H5ZM10 252H11V251H10ZM16 252H18V251H16ZM16 252H15V254H16ZM21 252H22V251H21ZM37 252H38V251H37ZM46 252H47V251H46ZM65 252H63V253H65ZM136 252H137V251H136ZM141 252H143V251L141 250ZM150 252H151V251H150ZM150 252H149V253H150ZM179 252H180V250H179ZM185 252H186V251H185ZM192 252H193V251H192ZM203 252H204V251H203ZM256 252H257V251H256ZM29 253H31V252H29ZM40 253H41V251H40ZM40 253H39V254H40ZM42 253H43V252H42ZM52 253H54V252H52ZM67 253H68V252H67ZM75 253H76V252H75ZM92 253H93V252H92ZM106 253H107V252H106ZM111 253H112V252H111ZM127 253H128V252H127ZM153 253H154V252H153ZM162 253H163V252H162ZM176 253H177V252H176ZM182 253H183V251H182ZM194 253H195V252H194ZM204 253H205V252H204ZM206 253H207V252H206ZM225 253H226V252H225ZM231 253H232V252H231ZM0 254H1V253H0ZM17 254H18V253H17ZM43 254H46V253H43ZM49 254H50V253H49ZM78 254H79V252H78ZM80 254H81V252H80ZM101 254H102V252H101ZM139 254H140V253H139ZM197 254H198V252H197ZM200 254H201V253H200ZM208 254H209V253H208ZM210 254H211V253H210ZM213 254H214V253H213ZM213 254H212V255H213ZM226 254H227V253H226ZM239 254H240V253H239ZM257 254H258V253H257ZM5 255H6V254H5ZM8 255H9V254H8ZM23 255H24V254H23ZM23 255H20V256L22 257ZM29 255H30V254H29ZM57 255H58V254H57ZM82 255H83V254H82ZM109 255H110V254H109ZM111 255H113V254H111ZM136 255H137V254H136ZM158 255H159V254H158ZM160 255H161V254H160ZM160 255H159V257H161ZM188 255H189V254H188ZM206 255H207V254H206ZM224 255H225V254H224ZM229 255H230V254H229ZM236 255H237V254H236ZM241 255H242V254H241ZM1 256H2V255H1ZM18 256H19V255H17V256L15 255V257H18ZM34 256H35V255H33V257H34ZM39 256H40V255H39ZM41 256H43V255H41ZM48 256H49V255H48ZM48 256H47V257H48ZM58 256H59V255H58ZM71 256H72V255H71ZM76 256H77V255H76ZM83 256H84V255H83ZM83 256H82V257H83ZM85 256H86V254H85ZM85 256H84V257H85ZM87 256H89V255H87ZM103 256H104V255H103ZM137 256H139V255H137ZM166 256H167V255H166ZM180 256H181V255H180ZM183 256H185V255H183ZM190 256H191V255H190ZM6 257H7V256H6ZM6 257H5V258H6ZM8 257H9V256H8ZM25 257H26V255H25ZM31 257H32V255H31ZM33 257H32V258H33ZM35 257H36V256H35ZM47 257H45V258H47ZM53 257H54V255H53ZM61 257H62V256H61ZM96 257H97V256H96ZM123 257H124V256H123ZM129 257H131V256L129 255ZM133 257H134V256H133ZM181 257H182V256H181ZM185 257H186V256H185ZM208 257H209V256H208ZM213 257H214V256H213ZM234 257H235V256H234ZM243 257H244V256H243ZM243 257H242V258H243ZM11 258H12V255H11ZM27 258L29 259L30 256L27 257ZM78 258H79V257H78ZM78 258H77V259H78ZM85 258H86V257H85ZM103 258H104V257H103ZM110 258H111V256H109V259H110ZM125 258H126V257H125ZM125 258H124V259H125ZM164 258H165V257H164ZM187 258H189V257H187ZM187 258H186V260H187ZM202 258H203V257H202ZM223 258H224V257H223ZM240 258H241V257H240ZM242 258H241V259H242ZM245 258H246V257H245ZM263 258H264V257H263ZM1 259H2V257H1ZM7 259H8V258H7ZM15 259H16V258H15ZM15 259H14V260H15ZM18 259H19V258H18ZM18 259H17V260H18ZM37 259H38V258H37ZM39 259H40V258H39ZM41 259H43V261H44V257L41 258ZM71 259H72V258H71ZM88 259H90V258H88ZM88 259H87V261H90V260H88ZM99 259H100V258H99ZM117 259H118V258H117ZM135 259H136V257H135ZM138 259H139V258H138ZM159 259H160V258H159ZM167 259H168V258H167ZM169 259H170V258H169ZM182 259H183V258H182ZM215 259H216V258H215ZM231 259H232V258H231ZM2 260H3V259H2ZM10 260H11V259H10ZM10 260H9V261H10ZM19 260H20V259H19ZM19 260H18V261H19ZM61 260H62V258H61ZM63 260H65V259L63 258ZM80 260H83V259H80ZM129 260H130V259H129ZM133 260H134V259H133ZM147 260H148V259H147ZM162 260H163V259H162ZM162 260H161V261H162ZM183 260H184V259H183ZM189 260H191V259H189ZM222 260H224V259H222ZM244 260H245V259H244ZM259 260H260V259H259ZM12 261H13V259H12ZM23 261H24V260H23ZM38 261H39V260H38ZM38 261H37V263H38ZM40 261H41V260H40ZM47 261H49V260H47ZM47 261H46V262H47ZM67 261H68V260H67ZM103 261H104V260H103ZM115 261H116V260H115ZM117 261H118V260H117ZM171 261H172V260H171ZM175 261H176V260H175ZM178 261H179V260H178ZM198 261H199V259H198ZM242 261H243V260H242ZM246 261H247V260H246ZM253 261H254V260H253ZM260 261H261V260H260ZM3 262H4V261H3ZM27 262H31V261L28 260ZM46 262L44 261V263H46ZM65 262H66V261H65ZM65 262H64V263H65ZM74 262H75V261H74ZM78 262H79V261H78ZM91 262H92V261H91ZM96 262H97V260H96ZM126 262H127V261H126ZM164 262H165V261H164ZM167 262H168V261H167ZM179 262H180V261H179ZM234 262H235V261H234ZM236 262H237V261H236ZM4 263H5V262H4ZM35 263H36V262H35ZM59 263H60V262H59ZM59 263H58V264H59ZM81 263H85V262H81ZM94 263H95V262H94ZM94 263H93V264H94ZM99 263H100V261H99ZM103 263H104V262H103ZM131 263H132V262H131ZM162 263H163V262H162ZM162 263H161V264H162ZM194 263H195V262H194ZM200 263H201V262H200ZM213 263H215V262H213ZM230 263H231V262H230ZM238 263H240V262H238ZM261 263H262V262H261ZM261 263H260V264H261ZM2 264H3V263H2ZM19 264H21V263H19ZM29 264H30V263H29ZM31 264H33V263H31ZM49 264H50V263H49ZM53 264H55V263H53ZM65 264H66V263H65ZM68 264H69V263H68ZM76 264H77V263H76ZM86 264H87V263H86ZM97 264H98V263H97ZM105 264H107V262H106ZM114 264H115V263H114ZM119 264H120V263H119ZM128 264H130V263H128ZM133 264H134V263H133ZM157 264H158V262H157ZM167 264H168V263H167ZM177 264H178V263H177ZM180 264H181V263H180ZM188 264H190V263H188ZM195 264H196V263H195ZM234 264H235V263H234ZM245 264H246V263H245Z\"/></svg>",
    "mask_w": 264,
    "mask_h": 264
}]
</instances>
